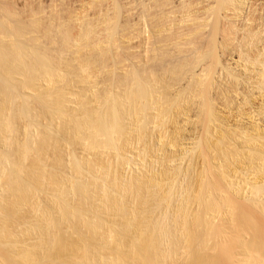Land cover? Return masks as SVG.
<instances>
[{"label": "rangeland", "instance_id": "374dc122", "mask_svg": "<svg viewBox=\"0 0 264 264\" xmlns=\"http://www.w3.org/2000/svg\"><path fill=\"white\" fill-rule=\"evenodd\" d=\"M117 1V2H116ZM0 0V22L2 23V21H3V23L2 24H0V31H2L1 29H3L4 27H5V29H3V31L2 32H0V34H2L3 33V35H0V45H2V46H0V47H5L4 48V50L1 48V50L2 51H6L7 53L9 52H11V51H8V49L10 48H12V49H14V45L16 46V47H18V48H20V49H18V51L17 52H19L20 50L22 51V55H24L25 56V59H24V57H23V59L25 60V61H27L28 59H29V61L28 62H26V63H20V62H18V60L16 61V59H15V61L14 62H12V59L10 58V56L12 55V54H16V53H13L12 52V54L10 53V56H8L7 58L8 59H5L4 61H6V60H8L7 62H5L4 63V61H2V63H1V61H0V85H1V87H3V84H1V82H3L4 84H5V87H7L8 88V90H9V92H10V95H11V93H12V89H14V95H13V93H12V96H14L13 97V99L15 100V101H12L13 99H11V101H9V106H11V108L8 106L7 107V113H8V115H11V117H12V122L14 123V125L15 126H13V129H12V131L10 130L9 132H8V134L9 135H7L9 138H11L10 139V141H8V139L6 140L5 139V141L6 142H4V143H6V144H2V142L0 141V144H1V146H0V154H2V152H3V156L4 157H6L7 156V154H8V156L10 157L11 156V161L13 160L12 158L14 157V158H16L17 157V159H18V156H16L15 155V153L18 151V149H16L17 147L15 146V144L16 143H21L24 139L23 138H25V139H27L26 137H28V140H29V138H30V142H33V143H31V148H32V151L30 152V155L26 158V159H24L23 161H24V163H23V161H22V165H26V164H28V166L27 167H29V166H31V168H30V170H29V168L28 169H25V168H27L26 166L25 167H21V168H23L22 169V171H20L21 173L22 172H24V170H28V173L32 170V165L34 164V162H35V164L34 165H36L37 163H39V164H41L42 162L44 163V166H42L43 167V170L41 171V172H44V170H45V173L46 174H44L45 175V180H43V184H42V186L44 185H46L47 183V187H49L50 185H51V181H48V179L50 178V177H48V176H46V175H49L50 174V176H52V173H53V176H56V180L57 179H59L60 180V178L59 177H61V178H64V179H61V180H65V178L66 179H69V177H70V179L72 178V179H74V178H77L76 180H79L80 181V179H78V177H74V175H77V174H74L75 173V170L73 169V166H72V169H73V171H74V173H73V171L71 170V166H69L71 163H73V161H72V157L74 156V154L75 155H77V156H74L73 157V159H76V161H77V159L79 160L80 159V164L81 163H84V164H81V166H83L82 167V169H84L83 171H87L88 170V166L90 165L91 167H95V168H97L96 167V164H97V166H100V164L102 163H106L107 164V162H108V166L110 165V176H112L115 172V175L116 176H118L119 174H126L124 177L126 178V180H129L130 181V179H133V177H132V175L134 176L135 175V173L136 174H148V172L150 171V173H154V175L156 176H158V177H156V178H158V180H159V182H161L162 180H163V182H161V183H164V184H166V185H164V184H160V187L159 188H157V189H159V190H156V192L158 193V192H164L165 191V194L167 193L168 195H169V193L171 194V195H173L174 197H172V199H177V197L179 198V199H177V200H172L171 198H170V196L171 195H169V200L171 201V202H168V200L166 201L165 200V198L167 199V197H165V198H163L164 196H167V194L165 195L164 193H159V195H158V200H157V193H155L156 194V196H155V198H153L152 196H150V197H152L153 198V200L155 201H152V200H149L150 199V197L149 198H146L148 201H152L151 203L150 202H146V203H144V204H146V205H148V206H146V208H148V210L149 211H145L146 210V208L144 209V204L142 205V207H143V209H144V213H143V209H141L142 207H139V205H138V201L134 204V200L133 199H131V196L128 194V196H125L124 198L125 199H123L122 200V203L124 202H126V201H128L129 199H131V202H130V200L128 201V202H126L125 204H126V206H127V204H129V202L130 203H133L132 205L130 204V206H132L131 208H130V206L128 205V207H129V209H133L134 210V207H135V205H136V207H135V213H137V215L135 214V213H133L134 211L132 210V213L133 214H135L136 216H135V218L137 219V217H138V211L141 209V211H140V213L142 212V214H139L140 216H139V218H141V219H139V220H141L140 222H141V224L143 225V224H145V222H143L142 223V220L144 219V218H146L147 217V213H148V215H153L152 217H154L155 219H156V221H157V217L160 219L161 217L162 218H166L167 216H170V218L169 217H167V218H169V219H166V222L167 223H165V225H169L168 227H169V230H170V232L171 233H169V235L171 236V238H170V236H168V238H170V240L167 238V239H165L166 241L167 240H169V241H167V245L169 246H167L166 245V242L164 243L163 241V243L162 244H165V245H163L164 247H165V249L166 248H169V250L168 249H166V250H164L165 252V254L166 255H169V254H171V253H169L170 252V250H172L173 248H174V246L176 245V241L178 240V242H180L181 243V245H180V243H178L177 242V249L175 248V250H174V253H172V255H171V257L170 258H167V263L166 264H168V262H170V264H188L186 261H188L187 260V257H186V253H188L187 251H186V249L188 248V247H186V245L187 246H189V248H190V250L189 249H187V250H189V252L191 251V250H193V249H196V247H197V251H198V254H203L202 256H204V259L206 260L207 259V261H206V263L207 264H212L213 263V261L212 260H210V259H213L212 257H215V258H218L219 260V262L221 263V264H245V263H247L246 261H244L247 257H248V254H245V249H244V244H245V248H246V250H248L249 252L250 251H252V249H253V251L251 252L252 254H253V252L255 253H258L259 255H260V258L261 259H264V251H262V250H264V246H262V245H264V244H262V243H264V242H262V240H264V237H262V235H264V214H262L261 213V209L260 208H262V209H264V200H262V204L260 203L259 205H256V206H259V207H256L255 205H253V203L250 201V198H251V191H253V190H251V188H250V190H249V185L252 183V182H254V181H256L257 182V185L259 184L260 185V183H262V185H264V144H262V143H264V141H262V140H264V135H262V134H264V114H262V113H264V109H259L258 110V107H259V105L258 104H261L262 103V101H264V96H260L261 94L260 93H258V92H253V93H251L250 91H247V89L246 88H242V86H240L239 87V84H236L235 83V85H238L237 86V90H236V93L235 94H233V93H231V92H229L228 94H226V95H224V97H222L223 95H219V96H217V94L216 93H213V92H217L215 89H213V90H215V91H213L212 90V87H211V89H210V92H212V93H210L209 92V94L210 95H214V96H216V97H210V95L209 96H207V97H209V99L208 100H212L211 102L213 103V105H212V103H208L209 104V106H207L208 104H207V102H209L207 99L205 100V98H203V93H204V91H203V79H202V77L198 74V72L200 71V69H201V66L203 65V60L202 59H198V58H202V56H200L199 54H201V44L203 43V41L202 40H204V38L206 37V35L204 34V36H203V34L201 35L200 34V32L199 31H197V32H195V33H193V35L192 34H184V36L180 33V32H186L188 29L187 28H189V27H191V28H193L195 25L192 23V26H190L188 23L186 24V23H182V24H179L178 25V21L176 20V19H178L179 18V15H178V13H179V11H180V9H175V8H173L172 6H174V5H176L177 4V2H179L178 3V6H174V7H178V8H180L179 7V5L180 6H182L183 4H185L184 6H182V7H185L186 6V4H187V7H188V5H190L191 6V4L189 3L190 1L192 2V5L195 3H197V0L195 1V0H150V2H151V5H149L150 3H148L149 2V0H143L144 1V4H140V3H143V1L142 0ZM124 1V2H123ZM128 1V2H127ZM132 1H133V3H132ZM154 1V2H153ZM156 1V2H155ZM168 1V2H167ZM180 1H181V3H180ZM182 1L184 2V3H182ZM187 3H186V2ZM50 2V3H49ZM59 2V3H58ZM78 2V3H77ZM100 2V3H99ZM126 2V3H125ZM135 2V3H134ZM136 2H137V4H136ZM146 2L148 3V4H146ZM159 4H158V3ZM174 2V3H173ZM262 2V1H261ZM74 3H75V5H74ZM84 3V4H83ZM92 3V4H91ZM157 3V4H156ZM162 3H163V5H162ZM165 3V4H164ZM46 5V7H44L45 5ZM78 4V5H77ZM90 4V5H89ZM98 4V5H97ZM104 4V5H103ZM128 4V5H127ZM133 4V5H132ZM135 4V5H134ZM140 4V5H139ZM145 4H146V6H145ZM160 4H161V6H160ZM167 4H169L168 5V7L167 6H165V5H167ZM174 4V5H173ZM182 4V5H181ZM194 4V5H195ZM84 5V6H83ZM111 5V6H110ZM118 5V6H117ZM137 5V6H136ZM156 5V6H155ZM171 5V6H170ZM80 8L79 10H81L80 12L82 13V16H81V13L79 12V10H78V7ZM96 6V7H95ZM101 6H103V7H101ZM110 6V7H109ZM120 6V7H119ZM130 6H131V8H130ZM134 6V7H133ZM135 6H136V8H135ZM142 6V7H141ZM144 6V7H143ZM148 6V7H147ZM149 6H151V7H149ZM152 6H154V7H152ZM159 6V7H158ZM164 6V7H163ZM260 6H264V3H262V5H260ZM90 7V8H89ZM106 7V8H105ZM109 7V8H108ZM158 7V8H157ZM163 7V8H162ZM166 7V8H165ZM170 7L172 8V9H175V11H174V13H173V10L171 11V9H170ZM187 7H185V8H187ZM192 7V6H191ZM46 10H45V9ZM82 8V9H81ZM96 8V9H95ZM104 8V9H103ZM114 8H115V10H114ZM142 8H144L143 10H142ZM146 8H154L153 10H151L150 9V11H151V14H150V11H146ZM169 9V12L167 11L168 9ZM5 9V10H4ZM44 9L45 11H42V10ZM109 9V10H108ZM131 9V10H130ZM134 9H136V10H134ZM157 9H162V10H157ZM182 9V8H181ZM53 10L55 11V12H53ZM67 10V11H66ZM111 10V11H110ZM121 10V11H120ZM127 10H130V11H128V12H130V13H127ZM139 10V11H138ZM183 10H185L184 8H183ZM6 11H9V12H6ZM42 11V12H41ZM101 11V12H100ZM108 11V12H107ZM114 11V12H113ZM116 11V12H115ZM131 11H132V13H131ZM137 12V15H136V13L135 12ZM140 11L142 12V11H144V13H141V15H139L140 14ZM145 11H146V13H147V15H146V13H145ZM155 11H156V14H154L155 13ZM167 12V14L169 13V16L167 15V14H163L164 12ZM170 11L172 12L171 14H170ZM7 14H6V13ZM43 12L45 13V16H44V14H43ZM75 12H77V13H80V14H77V13H75ZM87 12H88V14H87ZM97 12V13H96ZM112 12V13H111ZM153 12V13H152ZM159 12H162V13H159ZM178 12V13H177ZM10 13V14H9ZM41 13V14H40ZM53 13H54V15H53ZM99 13H101V15H99ZM9 14V15H8ZM48 16H47V15ZM84 14V15H83ZM108 16H107V15ZM126 14V15H125ZM129 14V15H128ZM143 14H144V16H147L148 17V20H147V17H146V19H145V17L143 16ZM160 16H159V15ZM41 15V16H40ZM74 15H77V16H75L74 17ZM86 15H88V16H86ZM98 15L99 16H101V18L100 17H98ZM105 15V16H104ZM110 15V16H109ZM121 15V16H120ZM135 15V16H134ZM150 15H152V16H150L152 19H150V17L149 16ZM154 15H156L157 17H158V19L160 20V22H159V20H158V22L159 23H162L161 25L156 21L157 20V17L156 16H154ZM163 15H165V16H163ZM174 15V16H173ZM175 15H176V18H173V17H175ZM178 15V16H177ZM52 18H51V17ZM56 16V17H55ZM63 16V17H62ZM80 16V17H79ZM83 16H86V17H84L83 18ZM104 16V21L107 23V25L105 26L103 23H105V22H103V19H102V17ZM139 16V17H138ZM140 16L142 17V19H140ZM161 16H162V18H161ZM172 16V17H171ZM41 17V18H40ZM42 17H44V18H42ZM48 17V18H47ZM72 17H74V18H76V19H74V18H72ZM93 17V18H92ZM109 17V18H108ZM111 17V18H110ZM113 17H115V18H113ZM156 17V18H155ZM165 17V18H164ZM167 17V18H166ZM169 17V18H168ZM178 17V18H177ZM49 18H51V19H49ZM77 18H79L78 20L79 21H75V20H77ZM85 19V20H80V19ZM98 18V19H97ZM99 18H100V20H99ZM122 18V19H121ZM136 18H137V20H136ZM139 18V19H138ZM161 18V19H160ZM16 19H17V22H19L18 24H21V25H18V24H15V21H16ZM48 21H47V20ZM62 19H64V20H62ZM71 19V20H70ZM99 20L98 21V23L99 22H103L102 24L103 25H101L100 23V25L98 26V25H96L95 24V21H97V20ZM102 19V20H101ZM118 19V20H117ZM124 19H126V20H124ZM133 19V20H132ZM149 19H150V21H149ZM154 19V20H153ZM156 19V20H155ZM167 19V20H166ZM169 19H171V20H169ZM173 19V20H172ZM51 20V21H50ZM55 20V21H54ZM71 22H70V21ZM74 20V21H73ZM92 20V21H91ZM112 20H113V22H112ZM119 20H121V21H119ZM144 20V21H143ZM147 20V21H146ZM152 20H153V22H152ZM174 20L175 21H177V22H174ZM44 21H47V22H44ZM80 21H82V22H80ZM85 21H88V22H85ZM111 21V22H110ZM130 21V22H129ZM132 21V22H131ZM135 21H137V22H135ZM142 21V22H141ZM155 21V22H154ZM163 21V22H162ZM36 22V23H35ZM43 22V23H42ZM51 22H52V24H51ZM60 23V24H55V23ZM118 22V23H117ZM139 22V23H138ZM148 22H149V24H148ZM168 22L171 24H168ZM172 22V23H171ZM173 22H174V24H173ZM67 24V27L70 29L68 32H67V30H68V28L67 29H64V27L66 26V24ZM69 23H71V24H69ZM76 23V24H75ZM87 24L91 29H90V31L95 27V29L97 30H95V29H93L92 31H93V33H89L88 32V29H89V27H88V29H87V27L85 26V24ZM91 23H93V25L91 24ZM145 23H147V25L148 26H146V24ZM153 23H155V24H153ZM177 23V24H176ZM3 24H4V26H3ZM7 24V25H6ZM15 24V25H14ZM43 24V25H42ZM47 26H51V27H53L54 28V26H56V29H58L57 28V26L58 27H60V30L62 29V31H64L65 30V32L67 33V34H48L49 36H50V39H49V36L47 35V34H43V32H44V28H45V26L46 25ZM48 24H50V25H48ZM75 24V25H74ZM80 24H84V25H80ZM124 24V25H123ZM133 24V26L131 27V25ZM135 24H138V25H135ZM167 24H168V26H167ZM172 24H173V27H172ZM176 24V25H175ZM2 25V26H1ZM16 25H18V28H17V26ZM40 25H41V27H40ZM54 25V26H53ZM62 25V26H61ZM64 25V26H63ZM121 25V26H120ZM142 25V26H141ZM154 25V27H158L157 29H158V31H157V29L155 28V31H154V29H152V28H154V27H152ZM165 25V26H164ZM183 25H188V26H184L183 27ZM194 25V26H193ZM8 26H9V28H8ZM33 26V27H32ZM84 26L86 27V28H84ZM98 26V27H97ZM102 26H104V27H102ZM137 26V27H136ZM144 26V27H143ZM163 27L162 29H160V27ZM171 26V27H170ZM176 28H175V27ZM180 27V29H179V27ZM13 27V28H12ZM21 29H20V28ZM25 29H24V28ZM38 27V29H36ZM44 27V28H43ZM76 27V28H75ZM82 27L84 28V29H87L86 31L88 32H84V33H82L83 31H79L80 29H82ZM101 27V28H100ZM106 27H108V28H110V29H108V28H106ZM135 29H134V28ZM148 27V28H147ZM150 27V28H149ZM164 27H166V28H164ZM170 29H168V28ZM11 28V29H10ZM17 28V29H16ZM22 28H23V30H22ZM43 28V29H42ZM66 28V27H65ZM75 28V29H74ZM107 29L106 31L104 30V29ZM123 28V29H122ZM140 28V29H139ZM146 28H147V30L149 31H147L146 30ZM171 28H173V29H171ZM178 28V29H177ZM11 31H10V30ZM20 29V30H19ZM27 29V31H25ZM29 29L31 30V29H33L34 31H31L30 33H29ZM77 29H79V30H77ZM83 29V30H84ZM100 29V30H99ZM137 29V30H136ZM144 29V30H143ZM167 30V31H165V30ZM174 29H176V30H174ZM183 29L185 30V31H183ZM187 29V30H186ZM16 32H15V31ZM73 30H75L74 32H73ZM116 30V31H115ZM128 30V31H127ZM143 30V31H142ZM160 30V31H159ZM171 30H173V32L171 31ZM182 30V31H181ZM6 31H7V33H6ZM9 31V32H8ZM18 31V32H17ZM22 31H25V32H27V33H24V35H23V32ZM40 31H41V33H40ZM91 31V32H92ZM94 31H96L97 33H98V31H103L102 33H99V35L98 34H96ZM105 31V32H104ZM133 31V32H132ZM140 31V32H139ZM10 32H12L11 34H10ZM35 32V33H34ZM76 32V33H75ZM77 32L79 33V32H81L82 34H85L86 33V35L87 34H90V35H87L88 36V38H89V41H88V38H87V36L85 35V37L87 38H84L83 36H82V40H84V39H86V40H84L82 43H80V42H77V45H75V46H72V45H69L68 43H67V41H63L65 38V35H70V36H74L75 37V35L77 36L78 35V38L80 37L79 35H80V33L79 34H77ZM107 32V33H106ZM120 32V33H119ZM124 32V33H123ZM139 32V33H138ZM152 32H153V34H152ZM160 32H162V33H160ZM178 32H179V36L177 35L178 34ZM70 33H72V34H70ZM75 33V34H74ZM150 33V34H149ZM156 33V34H155ZM158 33V34H157ZM5 34H6V37H4L5 36ZM10 34V35H9ZM13 34V35H12ZM26 34V35H25ZM42 34V35H41ZM93 34V35H92ZM97 36H96V35ZM143 34V35H142ZM8 35H9V37H11V36H13V37H11L10 38V40H9V37H8ZM17 35V37H15ZM30 35V36H29ZM55 37H54V36ZM59 35H61V36H59ZM146 35V36H145ZM148 35V36H147ZM185 35H186V37H185ZM188 35V36H187ZM191 35V36H190ZM23 38H22V37ZM43 36H46V37H43ZM62 36H63V38H62ZM94 36H96V37H94ZM169 36V37H168ZM178 36V37H177ZM183 36V37H182ZM198 36H199V38H198ZM200 36L203 38H200ZM2 37V38H1ZM62 39H61V38ZM97 37H98V41L96 42V40L95 39H97ZM99 37H100V39H101V41H99L100 39H99ZM105 37V38H104ZM138 37V38H137ZM155 37V38H154ZM182 39H180V38ZM187 37H190V38H187ZM21 38V39H20ZM52 38H54V39H57V40H55L54 41V39H53V41L51 40ZM75 38H77V37H75ZM77 38V39H78ZM92 38V39H91ZM104 38V39H103ZM112 38V39H111ZM150 38V39H149ZM157 38H159V39H157ZM210 38V37H209ZM27 39H29V40H27ZM44 39V40H43ZM47 39H49V41H47ZM138 39V40H137ZM180 39V40H179ZM194 41H193V40ZM200 39V40H199ZM13 40V41H12ZM27 40V41H26ZM51 40V41H50ZM66 40V39H65ZM98 44V47H94L91 43H94V41ZM116 40V41H115ZM184 40V41H183ZM190 40H192V41H190ZM198 40V41H197ZM211 39H209V41H210ZM6 41V42H5ZM56 41H57V43H59V44H57L56 43ZM65 42L64 44H66L67 43V45H62V44H60V43H63V42ZM87 41V42H86ZM104 41V42H103ZM106 41V42H105ZM119 41V42H118ZM189 41V42H188ZM3 42V43H2ZM9 42V43H8ZM22 42H24V43H22ZM27 42H28V44H27ZM38 42V43H37ZM48 42V43H47ZM50 42V43H49ZM53 42V43H52ZM99 42H102L101 44L99 43ZM145 42V43H144ZM165 42V43H164ZM184 42H188V43H184ZM199 42H202L201 44L199 43ZM7 43V44H6ZM10 43H11V45H13V46H11L10 45ZM14 43V44H13ZM17 43H19V45L17 46ZM30 43H32V44H30ZM126 43V44H125ZM147 43V44H146ZM196 43V44H195ZM23 44V45H22ZM27 44V45H26ZM36 44V45H35ZM43 44H45V46L43 45ZM57 44V45H56ZM83 44H84V47H82L83 46ZM87 44H91L92 45V47H90V48H92V50L88 47L89 45H86ZM95 44V43H94ZM97 44H96V46H97ZM99 44H100V46H99ZM138 44V45H137ZM141 44V45H140ZM158 44V45H157ZM165 44H167V45H165ZM192 44V45H191ZM194 44V45H193ZM8 45V48L6 47ZM22 45V46H21ZM38 45H39V47H38ZM52 47H51V46ZM56 45V46H55ZM62 45V46H61ZM80 45V46H79ZM90 45V46H91ZM135 45V46H134ZM144 45H146V46H144ZM154 45V46H153ZM190 45V46H189ZM196 45V46H195ZM201 45V46H200ZM10 46V47H9ZM27 46V47H26ZM33 46H35V47H33ZM64 46V47H63ZM86 46V47H85ZM102 46V47H101ZM106 46V47H105ZM123 46V47H122ZM186 46V47H185ZM195 48H194V47ZM198 46V47H197ZM23 47H25V48H23ZM70 47H72V48H70ZM134 47V48H133ZM135 47H137V48H135ZM140 47V48H139ZM156 47V48H155ZM191 47H192V49H191ZM29 48V49H28ZM46 48V49H45ZM62 48V49H61ZM66 48V49H65ZM70 48V49H69ZM82 48V49H81ZM96 49V52H95V49ZM111 48V49H110ZM114 48V49H113ZM197 48V49H196ZM210 48H211V46H210ZM6 49V50H5ZM9 49V50H10ZM11 49V50H12ZM38 49V50H37ZM44 49V50H43ZM50 49V50H49ZM86 51H85V50ZM36 50V51H35ZM48 50H49V53H48ZM54 50H56V51H54ZM76 50V51H75ZM195 50V51H194ZM198 50V51H197ZM14 51V50H13ZM24 51H25V53H24ZM30 51V52H29ZM45 53H44V52ZM71 51V52H70ZM105 51V52H104ZM29 52V53H28ZM37 52H40V53H43V56H47V60L48 61H45V59H43L42 61H40V62H38L37 64L38 65H35L36 63L33 61L35 58H36V54H37V57H38V54H40V53H37ZM55 52H56V54H55ZM62 52V53H61ZM65 52V53H64ZM103 52V53H102ZM106 52H108V53H106ZM111 52V53H110ZM145 52V53H144ZM8 53V54H9ZM31 53H36V54H31ZM70 53V55H68ZM94 53H95V55H94ZM141 53V54H140ZM192 53V54H191ZM7 54V55H8ZM25 54H27V55H25ZM30 54V56H28ZM45 54V55H44ZM49 54V55H48ZM61 56H60V55ZM100 54H101V56H100ZM147 54V55H146ZM198 54V55H197ZM6 55V56H7ZM133 55V56H132ZM53 56V57H52ZM107 56V57H106ZM188 56H189V58H188ZM197 56V57H196ZM27 57H28V59H27ZM31 59H33V60H31ZM35 57V58H34ZM52 57V59H49V58H51ZM82 57L84 58V59H82ZM89 59H87V58ZM93 57V58H92ZM105 57V58H104ZM129 57V58H128ZM145 57H146V60H145ZM17 58H21V57H17ZM40 58V57H39ZM68 58V59H67ZM76 58L77 59H79V60H76ZM125 58V59H124ZM148 58V59H147ZM9 59H11L10 61H11V63L12 64H10V61H9ZM58 60V61H55V60ZM63 59H65V60H63ZM108 59V60H107ZM60 60V61H59ZM81 60V61H80ZM99 60V61H98ZM100 60H101V62H100ZM128 60V61H127ZM150 60V61H149ZM201 60H202V62H201ZM34 62V64H33V62ZM49 62L50 64H47V63H45V62ZM51 61H53V62H51ZM67 61V62H66ZM80 61V62H79ZM83 61V62H82ZM85 61V62H84ZM145 61H147V62H145ZM190 61V62H189ZM16 62V63H15ZM30 62H32L31 64H30ZM7 63H9V64H7ZM19 64V66H18V64ZM28 63L30 64V65H32L33 64V67L32 66H30V65H28ZM43 63V64H42ZM53 63V64H52ZM80 65H79V64ZM83 63V64H82ZM86 63V64H85ZM202 63V64H201ZM3 64V65H2ZM201 64V65H200ZM4 65H5V68H3L4 67ZM21 65H23V66H21ZM26 65H28V66H26ZM214 65V64H213ZM213 65H211L212 67L211 68H213ZM21 66V67H20ZM26 66V67H25ZM36 66H37V68H36ZM47 66V67H46ZM6 67H7V69H6ZM16 67V68H15ZM25 67V68H24ZM27 67H28V69L30 70H33V68H34V72H32L31 74H32V78H30V79H32V80H30L31 81V83L30 82H27V81H29V79L28 80H26L27 78H29L30 77V73L28 72V69H27ZM29 67H32V68H29ZM197 67V68H196ZM203 67V66H202ZM8 68H9V70H8ZM40 68V69H39ZM44 68V69H43ZM200 68V69H199ZM2 69H3V71H2ZM136 69V70H135ZM26 70H27V72H26ZM138 70V71H137ZM196 70V71H195ZM39 71V72H38ZM47 71H49V72H47ZM53 71V72H52ZM7 72V73H6ZM25 72V73H24ZM48 74H47V73ZM51 72H52V74H51ZM2 73V74H1ZM8 75V76H10V78L11 79H9L8 78V76L6 75V74ZM10 75H9V74ZM17 73H19V74H17ZM46 73V74H45ZM137 74V75H139V76H137V75H134V74ZM199 73H201V72H199ZM22 74V75H21ZM23 74H25V75H23ZM40 76H39V75ZM43 74V75H42ZM129 74V75H128ZM195 74H197V75H195ZM21 75V76H20ZM26 75H28L27 76V78H26ZM49 75V76H48ZM52 75V76H51ZM194 75V76H193ZM1 76H3V77H5L6 76V78H7V80H6V78H3V77H1ZM35 76H37V77H35ZM13 77V78H12ZM22 77H24V78H22ZM51 77H52V79H51ZM132 77V78H131ZM134 77V78H133ZM139 77V78H138ZM3 78V79H2ZM34 78V79H33ZM39 78V79H38ZM55 78V79H54ZM128 78V79H127ZM222 78V77H221ZM226 78L227 79H229V80H231L232 79V77H227L226 76ZM2 79V80H1ZM5 79V80H4ZM12 79H13V83H15V84H13L12 83ZM51 79V80H50ZM138 81H137V80ZM202 79V80H201ZM10 80H11V82H10ZM14 80H18L19 82H16V81H14ZM21 80V81H20ZM24 80V81H23ZM34 80V81H33ZM36 80V81H35ZM48 80H50V81H52V82H50L49 81V83H48ZM136 80V81H135ZM26 81V82H25ZM47 81V82H46ZM55 81V82H54ZM198 81V82H197ZM231 81H233V80H231ZM10 84H9V83ZM21 82H23V84L25 83V84H28V85H25L24 84V86H23V84L21 83ZM34 82V83H33ZM40 82V83H39ZM19 83V84H18ZM47 83H48V85H47ZM54 83V84H53ZM11 84H12V86H14V85H16V86H14V88H12V86H11ZM32 84H34V85H32ZM37 84V85H36ZM52 86H51V85ZM138 84H140V85H142V87H140ZM8 85V86H7ZM19 87H18V86ZM30 85V86H29ZM39 85V86H38ZM40 85L42 86V87H40ZM49 86V87H47V86ZM27 86V87H26ZM30 88H29V87ZM35 87V89L36 90H33L34 89V87ZM37 86V87H36ZM138 86H139V88H141L140 90H144L143 92H144V94L143 95H145L144 97L142 96V95H139V93L137 92V89H138ZM143 86H144V88H143ZM26 87V88H25ZM32 87H33V89H32ZM200 87V88H199ZM4 88V87H3ZM12 88V89H11ZM21 88V89H20ZM6 89V88H5ZM12 91H11V90ZM29 89H32V91L31 90H29ZM38 89V90H37ZM20 90V91H19ZM26 90V91H25ZM139 89H138V91H140ZM199 90V91H198ZM24 91V92H23ZM29 91V92H28ZM36 91H38V92H36ZM133 91H135V92H133ZM141 91V92H142ZM248 93H247V92ZM131 92H133V94L131 93ZM136 92L138 93V94H136ZM147 94H146V93ZM244 92H246L245 94H244ZM251 93V95H249L250 93ZM43 93V94H42ZM135 93V94H134ZM256 93H257V95H256ZM129 94V95H128ZM130 94H132L133 95V97H132V95H131V97H127V96H130ZM254 94V97L252 96ZM259 94V95H258ZM17 95V96H16ZM43 95V96H42ZM134 95H135V98H134ZM139 96L138 98H136V96ZM262 95H264V94H262ZM48 98H47V97ZM206 96H204V97H206ZM249 96H250V98H249ZM252 96V97H251ZM18 97V98H17ZM25 97H27V98H25ZM140 97H143V98H140ZM217 97H218V99H217ZM219 97H221V98H219ZM231 99H230V98ZM235 97V98H234ZM241 97V98H240ZM247 97V98H246ZM260 97H262V99L260 98ZM12 98V97H11ZM20 98V99H19ZM23 98H24V101H27V103L26 102H23ZM66 98H67V101L69 100V103H68V106L66 107V105H67V101L66 102H63L62 101V99L64 100H66ZM131 98H132V100H131ZM211 98V99H210ZM260 98V99H259ZM117 102L118 101V103L117 104H119V102H121L119 105H116V103L115 102H113L114 100ZM124 99H125V101H127V103L124 101ZM136 99V100H135ZM145 99V100H144ZM203 99H204V101H203ZM129 100H130V102H129ZM218 100V101H217ZM226 100V101H225ZM254 100V101H253ZM262 100V101H261ZM20 101V102H19ZM42 101V102H41ZM46 101H48V102H46ZM49 101H51L52 103H50ZM62 101V103H60ZM109 101H112V102H109ZM124 101V102H123ZM133 101H135V104H134V102ZM205 101H207V102H205ZM220 101V102H219ZM227 101L228 102H231V103H229L230 105H228V103H227ZM234 101V102H233ZM240 101V102H239ZM241 101H244V102H241ZM248 101V102H247ZM11 102V103H10ZM45 102V103H44ZM55 102H56V104H57V106H56V108H53V107H55L54 106V104H55ZM58 102V103H57ZM108 102V103H107ZM222 102H224V103H222ZM261 102V103H260ZM6 103V102H5ZM38 104V105H36V104ZM110 103V104H109ZM147 103V104H146ZM207 105H206V104ZM221 103L222 104H224V105H221ZM225 103H226V105H228V108L225 106ZM234 103V104H233ZM239 103V104H238ZM241 103V104H240ZM251 103V104H250ZM3 104V103H2ZM7 104V103H6ZM5 104V105H6ZM24 104H26V106L24 105ZM27 104H28V106H27ZM43 104V106H41ZM46 104V105H45ZM49 104H51V106L49 105ZM58 104H60L59 106H58ZM111 104H115L116 105V109H118L119 111H117V113L119 114V116H118V118L120 117V119H119V121H118V123L120 122V120H121V128H122V130H124L125 129V131H122L121 130V133L123 134H121L123 137H124V139H121V138H123V137H120V136H115V134L114 135H112V136H114V137H110V138H113L115 141H114V144H120L118 147L116 146V149H117V151H118V149L119 148H121L120 149V151H119V153H120V155L118 154V153H114L115 151H116V149L115 150H112V149H114V148H112L113 146H110L111 147V150L108 148L109 147V145H108V147H107V145H106V148H108L107 150H106V148L104 147L105 146V144L104 145H102L101 144V146L99 147V149H94V150H96V151H94V153H93V151H92V149L90 148V149H87L88 147H87V145L89 144L88 142H89V137H90V134H89V132H91V131H89V130H92L93 129V127H91V129H89L90 127L88 126L89 124H87V122L88 121H86L85 122V119H87L88 120V118H89V123H91V124H93V122H95L96 121V119H97V117L99 116V115H101L102 113H104V114H102V115H106V108L108 109L109 108V105H111ZM124 104V105H123ZM132 104H134V105H132ZM249 106H248V105ZM15 105V106H14ZM21 105H22V107L25 109V111H27L26 113L28 114V116L25 114V116L23 115L22 116V114H18L19 113V110H22V107H21ZM61 105H63V106H61ZM84 105V106H83ZM138 105V106H137ZM143 105H144V108H141V107H143ZM205 105V106H204ZM254 105V106H253ZM36 106V107H35ZM49 106V107H48ZM120 106V107H119ZM128 106L130 107V108H128ZM133 106H134V108H133ZM141 106V107H140ZM224 106H225V108H224ZM234 106V107H233ZM237 106V107H236ZM244 108H243V107ZM258 106V107H257ZM39 107V108H38ZM60 107L61 108H64V109H60ZM90 107V108H89ZM119 107V108H118ZM123 107H125V108H123ZM131 107H132V109H131ZM136 107V108H135ZM137 107L139 108V109H137ZM202 107V108H201ZM206 107H209V109L210 110H208V108L206 109ZM212 109H211V108ZM220 107V108H219ZM231 107V108H230ZM233 107V108H232ZM240 107H242V108H240ZM30 110H29V109ZM35 108V109H34ZM59 108V109H58ZM82 108V109H81ZM84 108V109H83ZM95 108V109H94ZM120 108H122V110L120 109ZM142 110H141V109ZM205 108V109H204ZM216 108V109H215ZM235 108V109H234ZM239 108V109H238ZM251 108V109H250ZM253 108V109H252ZM9 109V110H8ZM34 109V110H33ZM46 109V110H45ZM51 109V110H50ZM56 109V110H55ZM89 109V110H88ZM100 109V110H99ZM124 109V110H123ZM134 109V110H133ZM202 109V110H201ZM242 109V110H241ZM257 109V110H256ZM11 110V111H10ZM36 110H38V111H36ZM53 110H55V111H53ZM59 110V111H58ZM81 110V111H80ZM84 110V111H83ZM102 110H104V111H102ZM127 110V111H126ZM130 110V111H129ZM133 110V111H132ZM137 110H139V111H137ZM227 110V111H226ZM252 110V111H251ZM40 111H42V112H40ZM46 111H48V112H46ZM91 111V112H90ZM100 111H102L101 113H100ZM121 111V112H120ZM128 111H129V113H128ZM238 111V112H237ZM255 111V112H254ZM13 112V113H12ZM31 112V113H30ZM43 112H46V114L44 113L43 114ZM89 112V113H88ZM92 112H93V115H92ZM122 112H124V113H122ZM126 112V113H125ZM207 112V113H206ZM218 112V113H217ZM11 113V114H10ZM40 113V114H39ZM99 113V114H98ZM109 113V112H108ZM120 113H122V114H120ZM228 113V114H227ZM256 113V114H255ZM43 114V115H42ZM80 114H81V116H80ZM83 114V115H82ZM89 116V117H87V115ZM130 114V115H129ZM133 114H135L134 116H133ZM91 115V116H90ZM121 115V116H120ZM127 115V116H126ZM133 117H135V118H133ZM209 115V116H208ZM16 116V117H15ZM83 116V117H82ZM95 116V117H94ZM123 116H125V117H127V118H125V117H123ZM15 117V118H14ZM18 117V118H17ZM25 117V118H24ZM87 117V118H86ZM131 117V118H130ZM209 117V118H208ZM32 119V121L31 120H29V119ZM76 118V119H75ZM92 118V119H91ZM122 118V119H121ZM129 118V119H128ZM208 118V119H207ZM212 118H214V119H212ZM253 118V119H252ZM77 119L81 122V124H79L80 122L79 121H77ZM81 119V120H80ZM94 119V120H93ZM106 119H109V117H108V115H107V117H106ZM91 120V121H90ZM132 120V121H131ZM214 120V121H213ZM93 121V122H92ZM122 121H124L123 123H122ZM126 121V122H125ZM221 121V122H220ZM229 121V122H228ZM77 124H75V123ZM79 122V123H78ZM82 122H84L83 124L84 125H82ZM12 123V124H13ZM31 123H33L32 125H31ZM74 123V124H73ZM85 123L87 124L86 126H85ZM96 123V122H95ZM126 123V124H125ZM128 123V124H127ZM125 126H124V125ZM153 124V125H152ZM207 124H208V126H207ZM211 124V125H210ZM29 125H31V126H29ZM74 125H75V127H74ZM78 125H80V127H81V125H82V132H84L85 131V127H86V129H88V133L87 132H85V133H87L88 135H89V137L88 138H85V137H87V134H84V135H82V134H80V130H79V128H77V127H79ZM96 125V124H95ZM127 125V126H126ZM224 125V126H223ZM77 126V127H76ZM87 126H88V128H87ZM122 126H124V127H126V128H124L123 129V127ZM129 126V127H128ZM238 126V127H237ZM15 127V128H14ZM26 127V128H25ZM29 127V128H28ZM83 127H84V129H83ZM137 127V128H136ZM150 127V128H149ZM11 128H12V125H11ZM18 128V129H17ZM28 128V129H27ZM44 128V129H43ZM46 128V129H45ZM129 128V129H128ZM133 128V129H132ZM228 128V129H227ZM134 129H135V131H134ZM222 129V130H221ZM242 129V130H241ZM14 130V131H13ZM24 130V131H23ZM44 130V131H43ZM47 130V131H46ZM74 130H79L78 131V134H75V131ZM93 130H95V128L93 129ZM92 130V131H93ZM128 130H130V131H128ZM133 130V131H132ZM136 130H137V132H136ZM140 130V131H139ZM42 131L43 132H47L46 134L45 133H43V135L45 134V135H48L49 137H46L47 139H45V138H43V140H47V141H49L48 142V144H47V141L45 142V141H43V140H41V138L42 137H45V135L44 136H42ZM76 131V132H77ZM126 131H128L127 132V134H125L124 132H126ZM214 131V132H213ZM221 131V132H220ZM239 131V132H238ZM24 132V133H23ZM29 132V134H31V135H29V134H27ZM31 132V133H30ZM34 134H33V133ZM94 132V131H93ZM140 132V133H139ZM116 133V135H118V134H120V133H117V132H115ZM130 133V134H129ZM225 133V134H224ZM239 133V134H238ZM241 133V134H240ZM80 134V135H79ZM125 134V135H124ZM134 134V135H133ZM145 134V135H144ZM222 134V135H221ZM261 134V135H260ZM41 135V136H40ZM78 135V136H77ZM86 135V136H85ZM130 135V136H129ZM133 135V136H132ZM136 135V136H135ZM143 135H144V137H143ZM246 135H247V137H246ZM24 136V137H23ZM52 138H51V137ZM82 136H84V137H82ZM95 136H98V135H95ZM100 136V135H99ZM98 136V137H99ZM239 136V137H238ZM245 136V137H244ZM252 136V137H251ZM257 136V137H256ZM54 137V138H53ZM76 137V138H75ZM80 137L81 139L83 138V140H88V142H84V141H81V139H79L78 140V138ZM102 137L103 136H101L100 137V139H97L98 141H100L101 139H102ZM116 137V138H115ZM118 137H120V139L118 138ZM138 137H139V139H138ZM232 137V138H231ZM17 138V139H16ZM21 138V139H20ZM49 138V139H48ZM50 138H51V140H50ZM91 138V137H90ZM104 138V140L106 139L105 138V136L103 137ZM117 138H118V140H117ZM136 138V139H135ZM141 138V139H140ZM144 138V139H143ZM238 138V139H237ZM23 139V140H22ZM33 139V140H32ZM38 140V141H36V140ZM56 139H58V141L56 140ZM130 139V140H129ZM135 139V140H134ZM148 139H150V140H148ZM234 139V140H233ZM14 140V142H12V141ZM35 140V141H34ZM42 141L41 143H46V144H40V141ZM104 140H101V142H103ZM129 140V141H128ZM139 140V141H138ZM145 140V141H144ZM232 140V141H231ZM252 140V141H251ZM17 141V142H16ZM51 141H53V142H51ZM56 141V142H55ZM79 141H81V142H79ZM113 141V140H112ZM111 141V142H112ZM118 141V142H117ZM128 143H127V142ZM254 141V142H253ZM257 141H259V142H257ZM38 142V143H37ZM79 144H78V143ZM9 145H8V144ZM12 143V144H11ZM37 143V144H36ZM51 145H50V144ZM57 143V144H56ZM85 143H86V145H85ZM113 143V142H112ZM124 143H127V145L126 144H124ZM229 143V144H228ZM10 144H11V146H10ZM39 144H40V146H39ZM52 144H54L53 146H52ZM81 144H82V146H81ZM129 144V145H128ZM152 144V145H151ZM14 145V146H13ZM17 146H18V144H16ZM36 145V146H35ZM37 145L39 146V148L37 147ZM44 145H45V147H46V145L48 146V147H44ZM125 146V147H123V146ZM253 145V146H252ZM33 146V147H32ZM41 146H43V148L41 147ZM127 146H129V147H127ZM132 146V147H131ZM144 146V147H143ZM153 146V147H152ZM10 147V148H9ZM13 147V148H12ZM35 147V148H34ZM54 147H55V149H54ZM58 147V148H57ZM85 147H87V148H85ZM98 147V146H97ZM123 147V148H122ZM135 147V148H134ZM147 147V148H146ZM148 147H149V149H148ZM222 147V148H221ZM251 147V148H250ZM2 148V149H1ZM14 149V151L12 152V149ZM33 148H34V150H33ZM42 148V149H41ZM82 148H84V149H82ZM101 148H103V149H101ZM105 148V149H104ZM39 150V149H41V150H44V152H42L41 150L40 151H36V150ZM47 149V150H46ZM185 149V150H184ZM17 150V151H16ZM89 150V151H88ZM121 150H123V151H125L124 152V154H127V151H128V153L129 154H127V155H123V156H126L125 158L126 159H122V160H119V159H121L122 158V153H123V151L121 152ZM145 150V151H144ZM57 151V152H56ZM59 151V152H58ZM110 151V152H109ZM116 151V152H117ZM131 151V152H130ZM144 151V152H143ZM147 151V152H146ZM254 151V152H253ZM6 152V153H5ZM15 152V153H14ZM19 152V151H18ZM34 152H40V155H41V153L43 154V155H41V157H40V155L39 156H37L38 154H35ZM56 152V153H55ZM92 152V153H91ZM99 154H98V153ZM142 154H141V153ZM256 152V153H255ZM12 153L14 154V155H12ZM33 153V154H32ZM58 153H60L59 155H58ZM73 153V154H72ZM101 153V154H100ZM132 153V154H131ZM145 153V154H144ZM148 153V154H147ZM259 153H261V154H259ZM6 156H5V155ZM11 154V155H10ZM19 154V153H18ZM31 154H32V156H31ZM95 156H94V155ZM97 154V155H96ZM117 154V155H116ZM134 154V155H133ZM234 154V155H233ZM248 154V155H247ZM1 155V156H2ZM34 155V156H33ZM60 155H62V156H60ZM72 155V156H71ZM118 155H119V157H118ZM136 155H138V156H136ZM154 155V156H153ZM243 155V156H242ZM253 155V156H252ZM2 156V157H3ZM16 156V157H15ZM36 156V157H35ZM44 156V157H43ZM60 156V157H59ZM103 156V157H102ZM116 158H115V157ZM120 156H121V158H120ZM130 156H132V157H130ZM136 158H135V157ZM143 156V157H142ZM152 156V157H151ZM251 156V157H250ZM257 156V157H256ZM29 157H31V159L29 158ZM33 157V158H32ZM62 157V158H61ZM67 158V159H65V158ZM71 157V158H70ZM105 157V158H104ZM114 157V158H113ZM8 158V157H7ZM35 158H39L40 160H42L41 162L39 161V159H35ZM44 158V159H43ZM56 158H57V160H56ZM85 158V159H84ZM95 158V159H94ZM111 158V159H110ZM124 158V157H123ZM128 158V159H127ZM135 158V159H134ZM143 158H144V160H143ZM170 158V159H169ZM239 158V159H238ZM245 158V159H244ZM9 159V158H8ZM7 159V160H8ZM17 159H14L15 160V162H16V160ZM30 159V160H29ZM37 161H35V160ZM56 161H59L60 162V164L61 165H63V166H61V165H59V166H57L56 164H54V161L55 160ZM61 159V160H60ZM81 159H83V161L81 162ZM101 159H103V160H101ZM130 159L131 160H133V161H130ZM140 159H141V163H140ZM250 159V160H249ZM13 160V161H14ZM31 160H33V161H31ZM72 162H71V161ZM84 160H85V162H84ZM106 162H105V161ZM126 160H128V161H126ZM146 160V161H145ZM150 160H151V162H150ZM161 160V161H160ZM172 160H173V162H172ZM18 161V160H17ZM27 161V162H26ZM63 161V162H62ZM71 162V163H68V162ZM89 161H91V163L89 162ZM93 161V162H92ZM99 163H97V162ZM100 161H102L101 163H100ZM110 161L112 162V163H110ZM113 161H117V163H115V162H113ZM121 161H122V164L126 161L127 162V164H129V166L126 164L125 165V163H124V166L127 168L126 170H125V168L124 169H122L123 170V172H122V170L121 171H118V170H120L121 169V167L123 166V165H121ZM130 161V162H129ZM143 161V162H142ZM154 161V162H153ZM26 162V163H25ZM65 162V163H64ZM90 164H89V163ZM131 162H133V163H131ZM156 162V163H155ZM170 162V163H169ZM246 162V163H245ZM258 162V163H257ZM32 163V164H31ZM67 163H68V165H67ZM95 163V164H94ZM143 163V164H142ZM144 163H145V165H148V166H145L144 165ZM151 163V164H150ZM154 163V165H152ZM250 163V164H249ZM38 164V165H39ZM65 164V165H64ZM89 164V165H88ZM115 164H116V168L118 169H116L115 168ZM120 165V166H118V165ZM137 164V165H136ZM138 164H139V166H138ZM142 166H141V165ZM162 164V165H161ZM256 164V165H255ZM258 164V165H257ZM4 165H5V163H4ZM42 165V164H41ZM56 165V167L58 168H56V167H54ZM85 165H87V167L85 166ZM111 165L113 166V167H111ZM133 165H135L134 167L137 169H135L134 167H133ZM167 165V166H166ZM247 165V166H246ZM5 166H7V164L5 165ZM37 166V165H36ZM89 166V167H90ZM123 166V167H124ZM128 166V167H127ZM132 166V167H131ZM138 168H137V167ZM176 166H177V168H176ZM254 166V167H253ZM257 166H259V167H257ZM38 167V166H37ZM37 167H36V169H37ZM64 169H63V168ZM68 167L70 168V170H68ZM84 167H86L87 168V170L84 168ZM90 167V168H91ZM122 167V168H123ZM130 167H131V169H130ZM140 167H142V168H140ZM160 167V168H159ZM174 167L176 168L175 170H174ZM179 167V168H178ZM5 168V167H4ZM114 169V171H113V169ZM156 168V169H155ZM169 168V169H168ZM172 168V169H171ZM242 168V169H241ZM261 168V169H260ZM129 169V170H128ZM135 169V170H134ZM141 169V170H140ZM147 169V170H146ZM149 169H151V170H149ZM155 171H154V170ZM164 169V170H163ZM168 169V170H167ZM251 169V170H250ZM253 169H254V171H253ZM7 170V169H6ZM35 170V166L33 167V170L32 171H34ZM62 170V172H57V171H61ZM131 170V171H130ZM152 170H153V172H152ZM180 170V171H179ZM259 170V171H258ZM37 170H35V172H36ZM39 171V170H38ZM37 171V172H38ZM80 171V173L82 172L81 171V169L79 170ZM113 171V172H112ZM138 171V172H137ZM141 171V172H140ZM172 171V172H171ZM174 171V172H173ZM245 173H244V172ZM248 171V172H247ZM252 171V172H251ZM262 171V172H261ZM19 172V173H20ZM27 172V171H26ZM22 173V175H20V178L21 179H24L25 177H26V181L29 183L30 181H31V178L33 177V176H31V175H35V173L34 172H32V174L31 173H29L28 175L31 177H29V176H27L26 174L27 173ZM36 172V173H37ZM50 172V173H49ZM65 172H67V173H65ZM69 172H71V173H69ZM88 172V171H87ZM117 172H119V173H117ZM125 172V173H124ZM256 172V173H255ZM259 172H261V173H259ZM4 173H6V172H4ZM48 173V174H47ZM55 173V174H54ZM58 173V174H57ZM61 173V174H60ZM62 173L64 174V175H62ZM73 173V174H72ZM83 174H79V177H80V175H82L80 178H81V181H82V179H84L83 177L85 176V174H86V172H82ZM157 173V174H156ZM163 173H164V175H163ZM176 173V174H175ZM7 174V173H6ZM43 174V173H42ZM127 174L130 176H127ZM159 174H161L162 176H160ZM179 174H181V175H179ZM23 175H25L24 177H22ZM57 175H61V176H58L57 177ZM71 175V176H70ZM72 175H73V177H72ZM84 175V176H83ZM86 175H89L88 173L86 174ZM178 177H177V176ZM227 175V176H226ZM229 175V176H228ZM36 176V175H35ZM34 176V177H35ZM52 176V177H53ZM116 176H114V177H116ZM159 176H160V179H159ZM167 176V177H166ZM171 176V177H170ZM175 176V177H174ZM221 176V177H220ZM224 176V177H223ZM246 176V177H245ZM255 176V177H254ZM5 175L3 176V178H1L0 179V181L1 180H4L5 178ZM29 179H28V178ZM48 177V178H47ZM86 178L84 179V180H86L87 179V177L88 176H85ZM90 177V176H89ZM165 177H166V182H164L165 181ZM169 177V178H168ZM252 179H251V178ZM6 178H7V176H6ZM36 178V177H35ZM35 178H33V181H31L32 183L34 182V180H35ZM128 178V179H127ZM162 178V179H161ZM177 178V179H176ZM249 178V179H248ZM169 179V180H168ZM256 179V180H255ZM75 180V179H74ZM74 180H72V183L74 182L75 183V181ZM90 180V178H88V180H86V181H89ZM181 180V181H180ZM247 180V181H246ZM254 180V181H253ZM22 181H24V180H22ZM44 181H46V182H44ZM69 181L70 180H65L64 182L66 183V182H68L67 184H69ZM227 181H229V182H227ZM234 181V182H233ZM4 182H5V180H4ZM30 182V183H31ZM50 182V183H49ZM62 182V181H61ZM77 182V181H76ZM89 182H91V181H89ZM177 184H176V183ZM237 182V183H236ZM239 182H242V184L241 183H239ZM244 182H246L245 184H243ZM249 182H251V183H249ZM260 182V183H259ZM45 183V184H44ZM63 183V182H62ZM70 183H71V181H70ZM174 183V184H173ZM221 183V184H220ZM232 183V184H231ZM2 184H3V182H2ZM2 184H0V197L2 196L3 198H5V200L1 197V199L2 200H4V201H1V199H0V201L1 202H5L4 204L5 205H7V201L8 200H10V202L11 203H8V204H14V203H16L17 202V200H16V202H15V197L14 198H12L11 199V195L10 196H8V194L10 193V191H8L7 192V190H5V188L7 187V185H4L3 184V188H2ZM5 184H6V182H5ZM50 184V185H49ZM174 185V186H172V187H169V186H171V185ZM30 185V184H29ZM32 185V184H31ZM29 186V187H31V188H33V186ZM33 185H35L34 183H33ZM49 185V186H48ZM163 185V186H162ZM169 185V186H168ZM176 185V186H175ZM184 185H186V186H184ZM233 185V186H232ZM240 185H242V187L240 186ZM246 185V186H245ZM258 185V186H259ZM5 186V187H4ZM162 186V187H161ZM164 186H165V188H164ZM179 186H180V188H179ZM238 186V187H237ZM239 186H240V188H239ZM90 187H92V186H90ZM167 187H169V188H167ZM185 187V188H184ZM188 187V188H187ZM214 187V188H213ZM217 187V188H216ZM229 187V188H228ZM247 187V188H246ZM250 187H251V185H250ZM262 187V186H261ZM260 187V188H261ZM52 187H50L49 189L47 188L46 189V187H44V189L43 190H34V188L33 189H30L28 192H29V194H28V196H29V198H27V200H29V201H26L25 202V204H23V206H25V207H21V209L18 211V213L19 214H21V217H20V215H19V217H18V215L16 216L15 214H12V213H15V212H12L11 211V209H10V211L8 212V211H6V210H8V208L9 207H7L6 208V210H5V212H7V213H2V215L0 214V218H1V216H4V215H8V216H4L5 218H6V220H8V225H7V223H6V226L8 227V229H11V227H12V230L14 229V227L15 226H18V227H15V228H17V229H14L13 231H15L14 233H16L17 231H19V230H21L22 229V227H23V225L21 224V226L19 227V225H20V223H19V219H21L22 218V216L26 213V212H24L23 213V211H28L29 209L31 210L33 207L35 208L36 206L38 207V209H40V210H43V209H50L52 212H53V210L56 212L57 211V213H56V215H58L57 216V218H55L56 220H57V222H60V224H59V226L61 227L60 228V231L58 232V236H60V238H58V240H61L60 242L61 243H64V244H66V243H69V244H71V242H75V241H77L76 239H77V237H78V235H79V233H83V235L85 234H87V232H88V230H89V228L87 227V226H84L81 222H79V223H77V222H75L74 223V221H72V223H74V224H72L71 223V221L69 220L70 218H65L64 216H62V215H60L61 213L58 211V210H55V208H56V206H54V204H56V202H54L53 200H55L56 198H57V196H59V193H58V191L57 190H52L51 189ZM179 188V189H178ZM182 188V190L180 191V189ZM235 188V189H234ZM237 188V189H236ZM240 190H239V189ZM51 189V190H50ZM93 189L94 190H91L92 192L91 193H96V191H95V188L93 187ZM166 189V190H165ZM169 191H168V190ZM170 189H173L172 190V193L170 192ZM243 189V190H242ZM244 189H247V190H244ZM2 190V191H1ZM4 190V191H3ZM12 191V190H11ZM32 191H34V192H32ZM37 191H39V192H36ZM175 191V192H174ZM222 191V192H221ZM261 191V190H260ZM14 191H12L10 194H12ZM31 192H32V194H31ZM173 192H174V194H173ZM180 192V193H179ZM224 195H223V194ZM261 193H264V189H262V192ZM176 194V195H175ZM220 194V195H219ZM226 194V195H225ZM180 195V196H179ZM222 195V196H221ZM6 196H8V197H10V199H6ZM27 196V197H28ZM161 196V197H160ZM183 196V197H182ZM224 196V197H223ZM226 196V197H225ZM33 197V198H32ZM35 197V198H34ZM182 197V198H181ZM220 197V198H219ZM31 198H32V201H31ZM160 198V199H159ZM181 198V199H180ZM223 198V199H222ZM224 198H225V200H224ZM226 198H228L227 200H230V203H229V201H228V203H229V205L228 204H226V205H224V204H222V202L223 203H226L227 202V200H226ZM13 199H14V203H12L13 202ZM127 199V200H126ZM162 199L163 200H165L164 202L166 203H164V202H162ZM202 199V200H201ZM216 199V200H215ZM219 199H221V200H219ZM73 201H74V199H72ZM132 200L134 201V202H132ZM146 200V201H147ZM161 200V201H160ZM183 200V201H182ZM184 200H185V202L187 203H185L184 202ZM188 200V201H187ZM213 200H214V202H213ZM222 200H224V201H222ZM233 200V201H232ZM30 201H31V203H30ZM73 201H72V203H71V206H73L72 204H73ZM176 201H177V203H176ZM181 201H182V203H181ZM203 201V202H202ZM216 201H219L218 203H220L219 205L220 206H216L217 205V202ZM226 201V202H225ZM33 202H35L36 204H34ZM52 202V203H51ZM155 203V204H157V205H159V203L161 202V205L160 206H153L152 205V203ZM159 202V203H158ZM201 202H202V204H201ZM209 203V204H207V205H211V202L212 203H215L216 202V204L215 205H213V206H215V207H213V208H211L209 211L207 210L206 212H209V214L208 213H203L204 214V216L202 215V213L201 212H204L205 211V206H204V204L205 203ZM235 204H237L239 207H241L242 209H240V208H238V210L240 209V210H242V213H243V211L244 210H246V211H249L248 212V214L250 213V215L252 216V218L249 216V215H247L246 213H244L242 216H246V217H243L244 218V220H246L245 218H247V217H250L251 219H253V222H254V224H253V222H252V220L251 219H249L248 220V222H250L251 223V227H250V224L248 225L249 227H247L246 225L248 224H244L246 227H244V225H243V223H244V221H243V223L241 224V225H238V223H237V221H235V219H234V217L232 216L233 215V213L235 214V212L236 213H238L237 212V210L235 209H233L235 212H233L232 211V208H237L238 206L237 205H235ZM24 203V202H23ZM54 203V204H53ZM150 203V204H149ZM153 203V204H154ZM173 205H172V204ZM32 204H34V205H32ZM70 204V203H69ZM154 204V205H155ZM164 204H165V206H164ZM169 204H170V206H169ZM176 204V205H175ZM222 204V205H221ZM235 205V207L233 206V205ZM27 205H30V207L29 206H27ZM33 207H32V206ZM53 207H52V206ZM178 205H182V209H183V206H184V211H182V213L184 212V217H181V216H183L181 213H179L180 211H178V209L180 210V206L178 207ZM188 205V206H187ZM206 205V204H205ZM0 206H1V204H0ZM20 206H22V205H20ZM50 206V207H49ZM141 206V205H140ZM178 208H177V207ZM202 206H203V208H202ZM223 206V207H222ZM229 206L231 207V208H229ZM262 206V207H261ZM40 207V208H39ZM46 207V208H45ZM55 207V208H54ZM58 207V206H57ZM138 207H139V209H138ZM158 209H157V208ZM159 207H161V208H159ZM164 207V208H163ZM167 207H169L168 208V213H167V211H166V209H167ZM173 208V210H172V208ZM221 207V208H220ZM26 208V209H25ZM33 208V210H35ZM54 208V209H53ZM138 209V211H136L137 209ZM154 210H153V209ZM174 208H175V210H174ZM176 208H177V211H176ZM216 208H218V210L216 209ZM24 209V210H23ZM28 209V210H27ZM53 209V210H52ZM58 209V208H57ZM152 209V210H151ZM160 210L159 212L160 213H158V211L156 212V210ZM165 209V210H164ZM215 209V210H214ZM203 210V211H202ZM21 211V212H20ZM50 211V212H51ZM151 211V212H150ZM153 211H155V212H153ZM161 211H164V213L165 214H163ZM175 211V212H174ZM216 211V212H215ZM10 212H12V213H10ZM51 212V213H52ZM55 212H53V213H55ZM60 214H59V213ZM145 212H147L146 213V216H145ZM172 212V213H171ZM176 212H178L179 213V215L181 214V216H178L177 214H176ZM212 212H214V213H212ZM230 212H232V213H230ZM245 212V211H244ZM87 213V215H88V212H86ZM152 213H154V214H156L157 213V216L156 215H154V214H152ZM162 213V214H161ZM232 214V215H230V214ZM240 213V212H239ZM16 214H17V212H16ZM23 214V215H22ZM38 214V213H37ZM160 214H161V216H160ZM166 214H167V216H166ZM169 214V215H168ZM171 214H174V215H172L171 216ZM188 214V215H187ZM197 214H200L199 215V217L202 215V217L201 218H203V217H205L204 219H203V221H205L206 222V220H208V222H206L211 228H212V226H216V228H214L215 229V231L217 230V231H220V230H224L225 229V232L228 230V234H229V232H230V235H232V236H235V234H237L236 236H237V238L239 239V241H238V239H237V241H236V245L233 243V242H231V244L232 245H230L229 244V242H230V240L227 242L226 240H224L225 238H223L222 236L223 235H220L219 234V237H217L216 235H213L212 234V237H214V236H216V238L214 237V238H212L211 237V234H208L209 233V231L211 230V229H209L208 227L206 228V227H204L206 230H204V228L202 229V230H200L202 227H203V225L201 224V228L198 226V229H199V232H198V229L196 230V226L195 227H193L192 225H194V224H192L191 226H190V223L192 222V223H194L193 221H194V215H195V217L196 216H198ZM13 215V216H12ZM96 215V214H95ZM142 215V216H141ZM143 215L145 216L144 218H143ZM165 215V216H164ZM176 215V219L174 218V216ZM229 215H230V217H229ZM36 216H37V218H36ZM36 216H33V218L35 219L36 218V220H38L39 218H38V215H36ZM104 216V217H103ZM156 216V217H155ZM160 216V217H159ZM4 217H2V218H4ZM7 217H8V219H7ZM10 217V218H9ZM12 217V218H11ZM53 217V219H54V217H56L55 215L54 216H52ZM100 218H102V220L103 221H105V224H104V222H103V225L105 226V225H107V223H106V220H104V218L106 217V219L108 220L107 222H109V223H111L112 221H110L112 218H107V217H109L107 214H106V216L104 215V214H100V216H99ZM151 216L149 217H147V219L149 218V219H151L152 218ZM175 219V221L176 222H174V220H173V218ZM207 217V218H206ZM231 217H233V219H234V221L236 222V224H235V222L234 223H229L231 220H229L228 218H230V219H232ZM1 218V219H2ZM14 218V219H13ZM16 218V219H15ZM17 218H19V219H17ZM143 218V219H142ZM154 218H152L153 220H155ZM189 218V219H188ZM194 218V219H193ZM9 219H12V221H9ZM64 219V220H63ZM65 219L66 220H68V221H65ZM116 219H118V218H115V220ZM148 219V220H149ZM158 219V220H159ZM170 219H172V220H170ZM188 219V220H187ZM232 219V220H233ZM248 219V218H247ZM16 220H17V222H16ZM59 220V221H58ZM63 220V221H62ZM101 220V219H100ZM139 220L137 221L136 220V223H135V221H134V223L135 224H137V222H138V224H139ZM145 220V219H144ZM143 220V221H144ZM170 220V221H169ZM178 220H179V222H178ZM185 221L186 220V222H180V221ZM213 220V221H212ZM117 221H119V220H117ZM150 221V220H149ZM209 221L213 224V225H211L210 223H209ZM9 222L11 223V225H9ZM39 222V221H38ZM102 222V221H101ZM173 223L174 222V224L176 225L177 224V222H178V225H179V223H180V225L183 227H181L180 225H179V227L180 228H178V226H176V227H174L173 225L174 224H172V227H173V229L170 227L171 225H170V223ZM231 222H233V221H231ZM245 222H247V221H245ZM16 223H18V224H16ZM108 223V224H109ZM186 224V225H184V224ZM258 223V224H257ZM16 224V225H15ZM137 224V225H138ZM228 224V225H227ZM230 224V225H229ZM233 224H235V225H233ZM15 225V226H14ZM189 227H188V226ZM217 225H218V228H217ZM220 225V226H219ZM237 225V226H236ZM254 225H256L255 227H254ZM259 225H260V227H259ZM10 226V227H9ZM71 226H72V228H71ZM104 226H103V228H101L102 230L99 232L100 234L101 233H103L104 231L106 232V234H107V231H108V234L110 233L109 231H110V229L109 230H106V229H108L109 227H110V225H107L108 226V228L107 227H105L104 228ZM184 226H187V227H184ZM222 226H224L225 228L224 229H221V228H223ZM230 226V227H229ZM231 226H232V228H233V230L231 231ZM240 227V229H238L237 227ZM221 227V228H220ZM228 227V228H227ZM259 227V228H258ZM19 228H21V229H19ZM85 228H86V230H85ZM174 228H175V230H174ZM177 228V229H176ZM182 228V229H181ZM184 228H189V229H187V230H189L188 232H186L185 233V231H187L186 229H184ZM195 228V229H194ZM220 228V229H219ZM230 228V229H229ZM239 230V231H237L235 234H234V231H236L237 229ZM242 228V229H241ZM247 228V229H246ZM262 228V229H261ZM180 229V230H179ZM184 229V230H183ZM195 231L196 230V232H194L193 230ZM209 229V231H208V233H207V230ZM243 229H245V231L243 230ZM250 229H251V231H250ZM255 231V229H256V231H259L258 232V234H259V236H258V234H256L257 232L255 231H253V230ZM258 229V230H257ZM17 230V231H16ZM191 230V231H190ZM173 231V232H172ZM180 231V232H179ZM184 231V232H183ZM194 232L196 235H197V233H198V235L199 234H201V235H199V237H198V239L200 238V239H203L205 236V238H204V242H202V241H200V242H202L203 244H201L199 241L197 242V243H195L196 242V237L194 238L193 236H195L194 235V233H192L193 234V236H191V232ZM203 231V232H202ZM241 231V232H240ZM250 231V232H249ZM61 232V233H60ZM105 232L102 234V235H104L105 234ZM184 234H183V233ZM190 232V233H189ZM202 232V233H201ZM206 232V234H203V233H205ZM211 232V231H210ZM254 234H253V233ZM178 233H180V234H178ZM188 233H189V235H188ZM227 233V232H226ZM240 233V234H239ZM242 233V234H241ZM55 234H56V232H55ZM60 234V235H59ZM173 234H175V237H176V239H175V237L174 238H172V236H174ZM185 234H187L186 236H185ZM33 235V234H32ZM32 235H31V237H32ZM204 235V236H203ZM240 235V236H239ZM252 235V236H251ZM253 235H254V237H253ZM34 236V235H33ZM57 236V235H56ZM62 236V237H61ZM100 236V235H99ZM130 236H131V234H130ZM177 236H179V237H181V238H178ZM187 236H191V238L190 237H187ZM209 236V237H208ZM37 237V235L35 236V237H32L33 239H31L32 241H34V239ZM187 237V239H185ZM193 237V238H192ZM201 237H203V238H201ZM221 237V238H220ZM29 238H30V236H29ZM27 239V240H29L30 241V239ZM127 238H128V236L126 237H123V239L124 240H126V242H127ZM212 238V239H211ZM232 238V237H231ZM256 238H258V240L259 241H257V239ZM94 239H95V237H94ZM192 239H195V240H192ZM199 239V240H200ZM254 239V240H253ZM255 239H256V241H255ZM123 240V241H124ZM174 240H176L175 242H174ZM187 240H189V241H187ZM190 240H191V242H190ZM261 240V241H260ZM183 241V242H182ZM185 241H187V243H189V244H184L185 243ZM195 243H193V242ZM221 241V242H220ZM224 241L226 242V243H224ZM125 242V241H124ZM170 242V243H169ZM173 242H174V244H173ZM238 242V243H237ZM257 242H259L258 244H260V247H261V251H259V252H257V250L260 248L259 247V245L257 244ZM28 244H26V245H30L29 244V242H27ZM30 243H32L31 241H30ZM194 245H193V244ZM205 243H206V245H205ZM244 243V244H243ZM170 244V245H169ZM182 247V245H183V247H184V245H185V248H181L179 245ZM196 244H197V246H196ZM222 244H224L223 246L225 247V248H227L228 250H231L232 252H228V250L225 252V254L223 253L222 254V256H221V254L219 255V257H217V251H216V248H215V245H217V246H219V245H222ZM243 244V245H242ZM247 244V245H246ZM257 245V247H256V245ZM262 244V245H261ZM173 245V246H172ZM199 245H201L202 246V249H200V246ZM231 247H230V246ZM254 247H253V246ZM7 246L9 247V244H7ZM7 246H5V247H7ZM162 246V245H161ZM162 246V247H163ZM196 246V247H195ZM199 246V247H198ZM204 246V247H203ZM213 246V247H212ZM250 246H252L251 247V249H250ZM7 247V248H8ZM164 247L163 248H161V249H164ZM211 247V248H210ZM258 248L257 250H255L256 248ZM170 248H172V249H170ZM199 248V249H198ZM231 248V249H230ZM3 249H4V247H3ZM205 249V250H204ZM215 249V250H214ZM168 250V252H166ZM177 250V251H176ZM179 250V251H178ZM181 250V251H180ZM184 250V251H183ZM201 250V251H200ZM4 252L3 253H5L6 251H5V249L3 250ZM163 251V250H162ZM186 251V252H185ZM247 251V252H248ZM110 251H108L107 250V252L105 251V253H102V254H99V255H97L96 254V252L93 254L92 253V255L93 256H90L91 254H89V257H86V258H88V259H96V260H98V258H99V260H101L102 261V257L104 256L103 254H107L106 256H108V257H104L105 259L106 258H109V255H110V253H109ZM176 252V253H175ZM178 252V253H177ZM55 253L56 254H58L59 255V257L65 262V261H67V260H70V262H72V264H81V263H83L82 261L83 260H86V259H84V258H81L80 257V255L79 254H68V253H66V252H59V253H57L56 251H55ZM215 253V254H214ZM233 253V254H232ZM255 253V254H256ZM109 254V255H108ZM227 254H229V256H225V255H227ZM75 255V256H74ZM102 255V256H101ZM173 255H176V256H173ZM225 257H224V256ZM235 255V256H234ZM242 255V256H241ZM111 256V255H110ZM170 256V255H169ZM205 256H206V258H205ZM221 256V257H220ZM230 256H231V258H230ZM241 256V257H240ZM243 256H245V257H243ZM44 257V256H43ZM92 257V258H91ZM93 257H97V258H93ZM173 257V258H172ZM229 257V258H228ZM104 258H103V260H104ZM111 258H114L113 256H111ZM172 258V259H171ZM221 258V259H220ZM227 258V259H226ZM44 259V258H43ZM45 259H47V258H45ZM44 259V260H45ZM231 259H233L232 261H231ZM48 260V259H47ZM47 260H45L46 261V264H47ZM93 260V261H94ZM216 260V259H215ZM127 261V260H126ZM128 261H129V259H128ZM128 261L126 262V263H128ZM210 261V262H209ZM211 261H212V263H211ZM217 261V260H216ZM262 261H264V260H262ZM261 261V262H262ZM129 262H131V261H129ZM209 262V263H208ZM219 262H217V263H215V261H214V264H218ZM245 262V263H244ZM41 263H43V264H45L44 263V261L42 260V262H40V264ZM219 263V264H220ZM14 264H19L18 262H14ZM63 264H66V263H63ZM70 264V263H69ZM84 264V263H83ZM129 264H131V263H129ZM196 264V263H195ZM262 264H264V262H262Z\"/></svg>", "mask_w": 264, "mask_h": 264}, {"label": "bare ground", "instance_id": "6f19581e", "mask_svg": "<svg viewBox=\"0 0 264 264\" xmlns=\"http://www.w3.org/2000/svg\"><path fill=\"white\" fill-rule=\"evenodd\" d=\"M116 1V0H115ZM122 1V0H121ZM131 1V0H130ZM143 1V0H142ZM157 1V0H156ZM155 1V2H156ZM160 1V0H159ZM177 1V0H176ZM184 1V0H183ZM182 1V3H184ZM196 1V0H195ZM262 1V2H261ZM117 2V1H116ZM124 2V1H123ZM128 2V1H127ZM152 2V1H151ZM151 2H150V0H149V2L148 3H150L149 5H151ZM154 2V1H153ZM168 2V1H167ZM186 2V1H185ZM188 2V1H187ZM186 2V3H187ZM50 3V2H49ZM59 3V2H58ZM78 3V2H77ZM100 3V2H99ZM126 3V2H125ZM132 3H133V1H132ZM135 3V2H134ZM147 2H146V4H148ZM158 3V2H157ZM156 3V4H157ZM174 3V2H173ZM178 3L179 2H177V4L176 5H174V6H178ZM180 3H181V1H180ZM190 4H191V6L190 5H188V7H187V4H186V6L185 7H187V8H185V7H182V6H184L185 4H181L182 6H180L179 5V7L180 8H176V7H174V6H172L173 8H175V9H180V11H179V13H178V15H179V18L178 19H176L177 21H175L174 20V22H177L178 23V25L179 24H182V23H188L190 26H192V23L195 25H193L194 27L193 28H191V27H189V28H187L186 26H188V25H183V27L185 26L187 29V31L186 32H180L183 36H184V34H192L193 35V33H195V32H197V31H199L200 32V34L202 35L203 34V36H204V34L206 35V37L204 38L203 36V38H204V40H202L203 41V43L202 42H199L201 45V54H199L200 56H202V58H198L199 60L200 59H202L203 60V67L201 66V69H200V71L199 72H201V73H199L198 72V74L202 77V79H203V91H204V95H203V98H205V100L207 99H209V97H207V96H209L210 94H209V92H210V89H211V87H212V90L213 89H215L217 92H213V91H215V90H213L212 92L213 93H216L217 94V96H219V95H223L222 97H224V95H226V94H228L229 92H231V93H233V94H235L236 93V90H237V86L238 85H235V83L236 84H239V87L240 86H242V88H246L247 89V91H250L251 93H255V92H258V93H260L261 95L260 96H264V95H262V94H264V6H260V5H262V3H264V0H197V3L194 5H192V2L190 1L189 2ZM84 4V3H83ZM92 4V3H91ZM136 4H137V2H136ZM141 5L142 4H144V1H143V3H140ZM139 4V5H140ZM146 4H145V6H146ZM159 4V3H158ZM165 4V3H164ZM45 5V4H44ZM74 5H75V3H74ZM78 5V4H77ZM90 5V4H89ZM98 5V4H97ZM104 5V4H103ZM128 5V4H127ZM133 5V4H132ZM135 5V4H134ZM138 5V4H137ZM136 5V6H137ZM162 5H163V3H162ZM168 5L169 4H167V5H165V6H167L168 7ZM84 6V5H83ZM111 6V5H110ZM109 6V7H110ZM118 6V5H117ZM136 6H135V8H136ZM156 6V5H155ZM160 6H161V4H160ZM171 6V5H170ZM44 7H46V5L44 6ZM78 7V6H77ZM96 7V6H95ZM101 7H103V6H101ZM108 7V8H109ZM120 7V6H119ZM134 7V6H133ZM142 7V6H141ZM144 7V6H143ZM148 7V6H147ZM149 7H151V6H149ZM152 7H154V6H152ZM159 7V6H158ZM157 7V8H158ZM164 7V6H163ZM162 7V8H163ZM90 8V7H89ZM106 8V7H105ZM130 8H131V6H130ZM155 8V7H154ZM154 8H146V11L148 10V11H150V9L151 10H153ZM166 8V7H165ZM169 8V7H168ZM167 8V9H168ZM182 8V9H181ZM183 8L185 9V10H183ZM45 9V8H44ZM42 10V11H45V10ZM80 8L78 7V10H79ZM82 9V8H81ZM96 9V8H95ZM104 9V8H103ZM144 8H142V10H143ZM170 9H171V11L173 10V13H174V11H175V9H172L171 7H170ZM5 10V9H4ZM109 10V9H108ZM114 10H115V8H114ZM131 10V9H130ZM130 10H127V13H130V12H128V11H130ZM134 10H136V9H134ZM155 10V9H154ZM157 10H162V9H157ZM41 11V12H42ZM67 11V10H66ZM81 10H79V12H80ZM111 11V10H110ZM121 11V10H120ZM137 11V10H136ZM139 11V10H138ZM146 11H145V13H146ZM168 12H169V9L167 10ZM170 11V14L172 13ZM6 12H9V11H6ZM5 12V13H6ZM53 12H55L54 10H53ZM101 12V11H100ZM108 12V11H107ZM114 12V11H113ZM116 12V11H115ZM135 12V11H134ZM176 12V11H175ZM75 13H77V12H75ZM81 13V12H80ZM80 13H77V14H80ZM97 13V12H96ZM112 13V12H111ZM131 13H132V11H131ZM136 13V15H137V12H135ZM141 13H144V11H140V14L139 15H141ZM153 13V12H152ZM159 13H162V12H159ZM1 14V13H0ZM7 14V13H6ZM10 14V13H9ZM8 14V15H9ZM41 14V13H40ZM43 14H44V16H45V13L43 12ZM87 14H88V12H87ZM150 14H151V11H150ZM154 14H156V11H155V13ZM163 14H167V12L165 11ZM175 14V13H174ZM47 15V14H46ZM53 15H54V13H53ZM84 15V14H83ZM99 15H101V13H99ZM98 15V17H100L101 18V16H99ZM107 15V14H106ZM126 15V14H125ZM129 15V14H128ZM146 15H147V13H146ZM159 15V14H158ZM168 16H169V13L167 14ZM177 15V16H178ZM41 16V15H40ZM48 16V15H47ZM75 16H77V15H74V17ZM81 16H82V13H81ZM86 16H88V15H86ZM86 16H83V18L84 17H86ZM105 16V15H104ZM104 16L102 17V19H103V22H105L104 21ZM108 16V15H107ZM110 16V15H109ZM121 16V15H120ZM135 16V15H134ZM143 16H144V14H143ZM142 16V17H143ZM149 16V15H148ZM150 16H152V15H150ZM149 16V17H150ZM154 16H156V15H154ZM160 16V15H159ZM158 16V17H159ZM163 16H165V15H163ZM174 16V15H173ZM51 17V16H50ZM53 17V16H52ZM51 17V18H52ZM56 17V16H55ZM63 17V16H62ZM74 17H72V18H74ZM80 17V16H79ZM139 17V16H138ZM142 17L140 16V19H142ZM145 17V19H146V17L147 16H144ZM153 17V16H152ZM157 17V16H156ZM155 17V18H156ZM158 17H157V22H158ZM170 17V16H169ZM168 17V18H169ZM172 17V16H171ZM41 18V17H40ZM42 18H44V17H42ZM48 18V17H47ZM51 18H49V19H51ZM80 19V20H85V19ZM93 18V17H92ZM100 18H99V20H100ZM109 18V17H108ZM111 18V17H110ZM113 18H115V17H113ZM154 18V17H153ZM161 18H162V16H161ZM160 18V19H161ZM165 18V17H164ZM167 18V17H166ZM173 18H176V15H175V17H173ZM45 19V18H44ZM48 19V20H49ZM74 19H76V18H74ZM79 18H77V20H75V21H79L78 20ZM98 19V18H97ZM96 19V20H97ZM101 19V20H102ZM122 19V18H121ZM139 19V18H138ZM150 19H152L151 17H150ZM150 19H149V21H150ZM163 19V18H162ZM47 20V19H46ZM47 20V21H48ZM62 20H64V19H62ZM71 20V19H70ZM69 20V21H70ZM99 20H97V21H95V24L96 25H107V23L105 22V23H101V22H99L98 23V21ZM118 20V19H117ZM124 20H126V19H124ZM133 20V19H132ZM136 20H137V18H136ZM147 20H148V17H147ZM146 20V21H147ZM154 20V19H153ZM153 20H152V22H153ZM167 20V19H166ZM169 20H171V19H169ZM173 20V19H172ZM1 21V20H0ZM47 21H44V22H47ZM51 21V20H50ZM55 21V20H54ZM74 21V20H73ZM92 21V20H91ZM119 21H121V20H119ZM144 21V20H143ZM71 22V21H70ZM80 22H82V21H80ZM85 22H88V21H85ZM111 22V21H110ZM112 22H113V20H112ZM130 22V21H129ZM132 22V21H131ZM135 22H137V21H135ZM142 22V21H141ZM155 22V21H154ZM159 22H160V20H159ZM158 22V23H159ZM163 22V21H162ZM174 22H173V24H174ZM2 23H3V21H2ZM1 22H0V24H2ZM19 22H17V19H16V21H15V24H18ZM36 23V22H35ZM43 23V22H42ZM61 23V22H60ZM60 23H55V24H60ZM118 23V22H117ZM139 23V22H138ZM172 23V22H171ZM176 23V24H177ZM14 24V25H15ZM51 24H52V22H51ZM66 24V23H65ZM69 24H71V23H69ZM76 24V23H75ZM74 24V25H75ZM85 24V23H84ZM84 24H80V25H84ZM92 25H93V23H91ZM109 24V23H108ZM146 24V26H148L147 25V23H145ZM148 24H149V22H148ZM153 24H155V23H153ZM160 25L162 24V23H159ZM168 24H170L169 22H168ZM168 24H167V26H168ZM173 24H172V27H173ZM175 24V25H176ZM7 25V24H6ZM18 25H21V24H18ZM18 25H16L17 26V28H18ZM43 25V24H42ZM46 25V24H45ZM48 25H50V24H48ZM105 25V26H106ZM124 25V24H123ZM131 25V24H130ZM135 25H138V24H135ZM150 25V24H149ZM163 25V24H162ZM171 25V24H170ZM2 26V25H1ZM3 26H4V24H3ZM54 26V25H53ZM59 26V25H58ZM57 26V28L58 29H56V26H54V28L53 27H49V26H45V28H44V32H43V34L45 35V34H67L66 32H65V30L64 31H62V29L60 30V27H58ZM62 26V25H61ZM64 26V25H63ZM85 26L87 27V29H88V25L87 24H85ZM84 26V28H86ZM97 26V27H98ZM121 26V25H120ZM133 26V24L131 25V27ZM142 26V25H141ZM165 26V25H164ZM33 27V26H32ZM40 27H41V25H40ZM66 27V28H65ZM64 27V29H67L68 27H67V24H66V26ZM102 27H104V26H102ZM137 27V26H136ZM144 27V26H143ZM152 27H154V25L152 26ZM160 27V26H159ZM171 27V26H170ZM175 27V26H174ZM179 27V26H178ZM181 27V26H180ZM180 27H179V29H180ZM1 28V27H0ZM8 28H9V26H8ZM13 28V27H12ZM16 28V29H17ZM20 28V27H19ZM24 28V27H23ZM23 28H22V30H23ZM42 28V29H43ZM76 28V27H75ZM74 28V29H75ZM83 27H82V29H77V30H79V31H83L82 33H84L87 29H84ZM92 28V27H91ZM90 27H89V29H88V32L90 31V29H91ZM101 28V27H100ZM106 28H108V27H106ZM104 29L105 31L107 30V29ZM134 28V27H133ZM148 28V27H147ZM147 28H146V30H147ZM150 28V27H149ZM155 28L156 27H154V28H152V29H154V31H155ZM158 28V27H157ZM156 28V29H157ZM163 27H160V29H162ZM164 28H166V27H164ZM168 28V27H167ZM176 28V27H175ZM3 29H5V27L3 28ZM3 29H1L2 31H3ZM11 29V28H10ZM9 29V30H10ZM21 29V28H20ZM19 29V30H20ZM25 29V28H24ZM36 29H38V27L36 28ZM84 29V30H83ZM93 29H95V27L93 28ZM92 29V30H93ZM108 29H110V28H108ZM123 29V28H122ZM135 29V28H134ZM140 29V28H139ZM169 29V28H168ZM171 29H173V28H171ZM178 29V28H177ZM70 29L68 28V30H67V32L69 31ZM91 30V31H92ZM96 30V29H95ZM100 30V29H99ZM137 30V29H136ZM144 30V29H143ZM142 30V31H143ZM149 30V29H148ZM147 30V31H148ZM165 30V29H164ZM170 30V29H169ZM174 30H176V29H174ZM2 31H0V32H2ZM11 31V30H10ZM15 31V30H14ZM25 31H27V29L25 30ZM25 31H22L23 32V35H24V33H27V32H25ZM31 31H34L33 29H29V33L31 32ZM75 30H73V32H74ZM89 32V33H93V31L92 32ZM97 31V30H96ZM96 31H94L96 34H98L99 35V33H102L101 31H98V33L96 32ZM104 31V32H105ZM108 31V30H107ZM116 31V30H115ZM128 31V30H127ZM157 31H158V29H157ZM160 31V30H159ZM165 31H167V30H165ZM172 32H173V30H171ZM182 31V30H181ZM183 31H185L184 29H183ZM4 32V31H3ZM9 32V31H8ZM16 32V31H15ZM18 32V31H17ZM87 32V31H86ZM87 32V33H88ZM133 32V31H132ZM140 32V31H139ZM138 32V33H139ZM149 32V31H148ZM6 33H7V31H6ZM12 32H10V34H11ZM35 33V32H34ZM40 33H41V31H40ZM76 33V32H75ZM74 33V34H75ZM80 33V37L78 38V35L76 36L75 35V37H77V38H75L74 36H70L69 34L68 35H65V39L63 38V36H62V38L64 39L63 41H67V43L69 44V45H72V46H75V45H77V42H80V43H82L84 40H86L87 38H88V36L87 35H90V34H87L86 35V33L85 34H82L81 32H79ZM78 32H77V34H79ZM107 33V32H106ZM120 33V32H119ZM124 33V32H123ZM160 33H162V32H160ZM198 33V32H197ZM9 34V35H10ZM28 34V33H27ZM70 34H72V33H70ZM95 34V35H96ZM103 34V33H102ZM150 34V33H149ZM152 34H153V32H152ZM156 34V33H155ZM158 34V33H157ZM0 35H3V33L2 34H0ZM9 35H8V37H9ZM13 35V34H12ZM26 35V34H25ZM42 35V34H41ZM85 35L87 36V38L85 37ZM93 35V34H92ZM143 35V34H142ZM178 36H179V32H178V34H177ZM187 35V36H188ZM30 36V35H29ZM49 36V35H48ZM54 36V35H53ZM59 36H61V35H59ZM82 36L84 37V38H86V39H84V40H82L81 38H82ZM97 36V35H96ZM96 36H94V37H96ZM146 36V35H145ZM148 36V35H147ZM177 36V37H178ZM182 36V37H183ZM191 36V35H190ZM4 37H6V34H5V36ZM11 37H13V36H11ZM11 37H9V40H10V38ZM15 37H17V35L15 36ZM22 37V36H21ZM43 37H46V36H43ZM55 37V36H54ZM169 37V36H168ZM185 37H186V35H185ZM201 36H200V38H202ZM210 37V38H209ZM2 38V37H1ZM18 38V37H17ZM23 38V37H22ZM61 38V37H60ZM61 38V39H62ZM105 38V37H104ZM103 38V39H104ZM138 38V37H137ZM155 38V37H154ZM180 38V37H179ZM187 38H190V37H187ZM198 38H199V36H198ZM202 38V39H203ZM12 39V38H11ZM21 39V38H20ZM49 39H50V36H49ZM49 39H47V41H49ZM53 39L54 38H52L51 40L53 41ZM92 39V38H91ZM99 39H100V37H99ZM112 39V38H111ZM150 39V38H149ZM157 39H159V38H157ZM181 39V38H180ZM179 39V40H180ZM191 39V38H190ZM209 39H211L210 41H209ZM1 40V39H0ZM27 40H29V39H27ZM26 40V41H27ZM44 40V39H43ZM50 40V41H51ZM55 40H57V39H54V41ZM96 40V42L98 41V37H97V39H95ZM138 40V39H137ZM182 40V39H181ZM193 40V39H192ZM192 40H190V41H192ZM200 40V39H199ZM13 41V40H12ZM62 41V42H63ZM88 41H89V38H88ZM94 41V40H93ZM99 41H101V39L99 40ZM116 41V40H115ZM184 41V40H183ZM194 41V40H193ZM198 41V40H197ZM6 42V41H5ZM87 42V41H86ZM95 41H94V43H91L94 47H98V44L96 43ZM104 42V41H103ZM106 42V41H105ZM119 42V41H118ZM189 42V41H188ZM188 42H184V43H188ZM3 43V42H2ZM9 43V42H8ZM22 43H24V42H22ZM38 43V42H37ZM48 43V42H47ZM50 43V42H49ZM53 43V42H52ZM56 43H57V41H56ZM65 42H63V43H60V44H62V45H67V43L66 44H64ZM100 44L102 43V42H99ZM145 43V42H144ZM165 43V42H164ZM7 44V43H6ZM14 44V43H13ZM27 44H28V42H27ZM26 44V45H27ZM30 44H32V43H30ZM57 44H59V43H57ZM56 44V45H57ZM90 44V45H91ZM96 44H97V46H96ZM100 44H99V46H100ZM126 44V43H125ZM147 44V43H146ZM196 44V43H195ZM3 45V44H2ZM2 45H0V46H2ZM10 45H11V43H10ZM19 45V43H17V46ZM23 45V44H22ZM21 45V46H22ZM36 45V44H35ZM44 46H45V44H43ZM55 45V46H56ZM61 45V46H62ZM86 45V44H85ZM87 45H89V44H87ZM86 45V46H87ZM88 46L89 48L90 47H92V45L91 46ZM138 45V44H137ZM141 45V44H140ZM158 45V44H157ZM165 45H167V44H165ZM192 45V44H191ZM194 45V44H193ZM4 46V45H3ZM11 46H13V45H11ZM51 46V45H50ZM63 46V47H64ZM80 46V45H79ZM85 46V47H86ZM135 46V45H134ZM144 46H146V45H144ZM154 46V45H153ZM190 46V45H189ZM196 46V45H195ZM210 46H211V48H210ZM7 48H8V45L6 46ZM10 47V46H9ZM14 47V49H8V51H11L10 53L12 54V52L13 53H16V54H12L11 56H10V53L8 54L6 51L4 52V51H2L1 50V48L4 50V48L3 47H0V61H1V63H2V61H4L5 59H8L9 57L8 56H10V58L12 59V62H14L15 61V59H16V61L18 60V62H20V63H26V62H28L29 61V59H28V57H27V61H25L26 59H25V56L24 55H22V51L20 50L19 52H17L18 51V49H20V48H18V47H16L15 45L13 46ZM27 47V46H26ZM33 47H35V46H33ZM38 47H39V45H38ZM52 47V46H51ZM76 47V46H75ZM82 47H84V44H83V46ZM102 47V46H101ZM106 47V46H105ZM123 47V46H122ZM186 47V46H185ZM194 47V46H193ZM198 47V46H197ZM23 48H25V47H23ZM36 48V47H35ZM70 48H72V47H70ZM69 48V49H70ZM77 48V47H76ZM134 48V47H133ZM135 48H137V47H135ZM140 48V47H139ZM156 48V47H155ZM195 48V47H194ZM26 49V48H25ZM29 49V48H28ZM46 49V48H45ZM62 49V48H61ZM66 49V48H65ZM82 49V48H81ZM91 50H92V48H90ZM95 49V48H94ZM111 49V48H110ZM114 49V48H113ZM191 49H192V47H191ZM197 49V48H196ZM6 50V49H5ZM14 50V51H13ZM38 50V49H37ZM44 50V49H43ZM50 50V49H49ZM49 50H48V53H49ZM85 50V49H84ZM36 51V50H35ZM54 51H56V50H54ZM76 51V50H75ZM86 51V50H85ZM195 51V50H194ZM198 51V50H197ZM30 52V51H29ZM28 52V53H29ZM44 52V51H43ZM71 52V51H70ZM95 52H96V49H95ZM105 52V51H104ZM24 53H25V51H24ZM37 53H40V52H37ZM45 53V52H44ZM62 53V52H61ZM65 53V52H64ZM103 53V52H102ZM106 53H108V52H106ZM111 53V52H110ZM145 53V52H144ZM8 54V55H7ZM31 54H36V53H31ZM50 54V53H49ZM48 54V55H49ZM55 54H56V52H55ZM141 54V53H140ZM192 54V53H191ZM7 55V56H6ZM25 55H27V54H25ZM45 55V54H44ZM60 55V54H59ZM68 55H70V53L68 54ZM94 55H95V53H94ZM147 55V54H146ZM198 55V54H197ZM28 56H30V54L28 55ZM61 56V55H60ZM100 56H101V54H100ZM133 56V55H132ZM8 57V58H7ZM17 57H21L20 59L19 58H17ZM23 57H24V59H23ZM40 57V58H39ZM53 57V56H52ZM52 57L51 58H49V59H52ZM107 57V56H106ZM197 57V56H196ZM30 58V57H29ZM35 58V57H34ZM87 58V57H86ZM93 58V57H92ZM105 58V57H104ZM129 58V57H128ZM188 58H189V56H188ZM11 59H9V61L11 60ZM31 59V58H30ZM43 59H45V61H48L47 60V56L45 55V56H43V53H40V54H38V57H37V54H36V58L33 60V59H31V60H33L36 64L35 65H38L37 63L38 62H40V61H42ZM68 59V58H67ZM82 59H84L83 57H82ZM88 59V58H87ZM125 59V58H124ZM148 59V58H147ZM14 60V61H13ZM53 60V59H52ZM55 60V59H54ZM63 60H65V59H63ZM76 60H79V59H77L76 58ZM89 60V59H88ZM108 60V59H107ZM145 60H146V57H145ZM202 60H201V62H202ZM8 60H6V61H4V63L5 62H7ZM32 61V62H33ZM44 61V62H45ZM55 61H58V60H55ZM60 61V60H59ZM81 61V60H80ZM79 61V62H80ZM99 61V60H98ZM128 61V60H127ZM150 61V60H149ZM32 62H30V64L32 63ZM34 62H33V64H34ZM51 62H53V61H51ZM67 62V61H66ZM83 62V61H82ZM85 62V61H84ZM100 62H101V60H100ZM145 62H147V61H145ZM190 62V61H189ZM0 63V64H1ZM16 63V62H15ZM19 63V64H20ZM23 63V64H24ZM45 63H47V62H45ZM7 64H9V63H7ZM10 64H12L11 63V61H10ZM18 64V63H17ZM19 64H18V66H19ZM27 64V63H26ZM29 63H28V65H30ZM33 64L32 65H30V66H32L33 67ZM43 64V63H42ZM47 64H50L49 62L47 63ZM53 64V63H52ZM79 64V63H78ZM83 64V63H82ZM86 64V63H85ZM202 64V63H201ZM200 64V65H201ZM214 64V65H213ZM3 65V64H2ZM28 65H26V66H28ZM80 65V64H79ZM211 65H213V68H211L212 66ZM21 66H23V65H21ZM20 66V67H21ZM25 66V67H26ZM24 67V68H25ZM32 67H29V68H32ZM47 67V66H46ZM3 68H5V65H4V67ZM16 68V67H15ZM35 68V67H34ZM34 68H33V70H34ZM36 68H37V66H36ZM35 68V69H36ZM197 68V67H196ZM6 69H7V67H6ZM27 69H28V67H27ZM40 69V68H39ZM44 69V68H43ZM8 70H9V68H8ZM33 70H29L28 69V72L30 73V77L29 78H27V76L28 75H26V80H28L29 79V81H27V82H30L31 83V81L30 80H32V79H30V78H32V72H34ZM37 70V69H36ZM136 70V69H135ZM1 71V70H0ZM2 71H3V69H2ZM10 71V70H9ZM138 71V70H137ZM196 71V70H195ZM26 72H27V70H26ZM39 72V71H38ZM47 72H49V71H47ZM46 72V73H47ZM53 72V71H52ZM52 72H51V74H52ZM7 73V72H6ZM5 73V74H6ZM25 73V72H24ZM45 73V74H46ZM2 74V73H1ZM9 74V73H8ZM17 74H19V73H17ZM48 74V73H47ZM7 75V74H6ZM10 75V74H9ZM22 75V74H21ZM20 75V76H21ZM23 75H25V74H23ZM39 75V74H38ZM43 75V74H42ZM53 75V74H52ZM51 75V76H52ZM129 75V74H128ZM134 75H137L136 73L134 74ZM195 75H197V74H195ZM8 76V75H7ZM40 76V75H39ZM49 76V75H48ZM137 76H139V75H137ZM194 76V75H193ZM198 76V75H197ZM226 76L227 77H232V79L231 80H233V81H231V80H229V79H227L226 78ZM1 77H3V76H1ZM35 77H37V76H35ZM222 77V78H221ZM3 78H6V76L5 77H3ZM2 78V79H3ZM8 78L9 79H11L10 78V76H8ZM13 78V77H12ZM22 78H24V77H22ZM132 78V77H131ZM134 78V77H133ZM139 78V77H138ZM1 79V80H2ZM34 79V78H33ZM39 79V78H38ZM51 79H52V77H51ZM50 79V80H51ZM55 79V78H54ZM128 79V78H127ZM201 79V80H202ZM5 80V79H4ZM6 80H7V78H6ZM50 80H48V83H49V81ZM137 80V79H136ZM135 80V81H136ZM14 81H16V80H14ZM21 81V80H20ZM24 81V80H23ZM34 81V80H33ZM36 81V80H35ZM138 81V80H137ZM4 82V81H3ZM3 82H1V84H3V87H1V85H0V141L2 142V144L4 143V142H6L5 141V139L7 140L9 137L7 136V135H9L8 134V132L11 130L12 131V129H13V126H15L14 125V121L12 122V117H11V115H8V111L6 110L7 109V107L10 105L9 104V101H11V99H13V97L14 96H12V93H13V95H14V89H12V88H14V86H16V85H14V86H12V84H11V86H12V93H11V95H10V92H9V90H8V88L7 87H5V84L3 83ZM10 82H11V80H10ZM16 82H19L18 80L16 81ZM26 82V81H25ZM47 82V81H46ZM50 82H52V81H50ZM55 82V81H54ZM198 82V81H197ZM9 83V82H8ZM12 83H13V79H12ZM22 84H23V82H21ZM34 83V82H33ZM40 83V82H39ZM48 83H47V85H48ZM10 84V83H9ZM13 84H15V83H13ZM19 84V83H18ZM25 84V83H24ZM24 84H23V86H24ZM54 84V83H53ZM52 84V85H53ZM25 85H28V84H25ZM32 85H34V84H32ZM37 85V84H36ZM46 85V86H47ZM51 85V84H50ZM51 85V86H52ZM140 87H142V85H140V84H138ZM8 86V85H7ZM18 86V85H17ZM30 86V85H29ZM28 86V87H29ZM39 86V85H38ZM139 86H138V89L140 90L141 88H139ZM19 87V86H18ZM27 87V86H26ZM25 87V88H26ZM34 87V86H33ZM33 87H32V89H33ZM37 87V86H36ZM40 87H42L41 85H40ZM47 87H49V86H47ZM6 88V89H5ZM30 88V87H29ZM143 88H144V86H143ZM200 88V87H199ZM21 89V88H20ZM32 89H29V90H31L32 91ZM138 89H137V92L139 93V95H142L143 97L145 96V95H143L144 94V90L142 91V90H140V91H138ZM33 90H36L35 89V87H34V89ZM38 90V89H37ZM20 91V90H19ZM26 91V90H25ZM142 91V92H141ZM199 91V90H198ZM246 91V92H247ZM24 92V91H23ZM29 92V91H28ZM36 92H38V91H36ZM133 92H135V91H133ZM133 92H131L132 94H133ZM136 92V94H138ZM212 92H210V93H212ZM246 92H244V94L246 93ZM249 92V93H250ZM143 93V94H142ZM146 93V92H145ZM248 93V92H247ZM246 93V94H247ZM251 93L249 94V95H251ZM43 94V93H42ZM132 94H130V96H127L128 98L129 97H131V95ZM135 94V93H134ZM147 94V93H146ZM209 94V95H208ZM245 94V95H246ZM129 95V94H128ZM207 95V96H206ZM256 95H257V93H256ZM259 95V94H258ZM17 96V95H16ZM43 96V95H42ZM204 96H206V97H204ZM212 95H210V97H211ZM253 97H254V94L252 95ZM251 96V97H252ZM12 97V98H11ZM47 97V96H46ZM132 97H133V95H132ZM139 96L137 95L136 96V98H138ZM143 97H140V98H143ZM212 97H216V96H212ZM211 97V98H212ZM18 98V97H17ZM25 98H27V97H25ZM48 98V97H47ZM134 98H135V95H134ZM145 98V97H144ZM210 98V99H211ZM219 98H221V97H219ZM230 98V97H229ZM235 98V97H234ZM241 98V97H240ZM247 98V97H246ZM249 98H250V96H249ZM261 99H262V97H260ZM259 98V99H260ZM15 99V98H14ZM12 100V101H15V100ZM20 99V98H19ZM130 99V98H129ZM217 99H218V97H217ZM231 99V98H230ZM114 100V99H113ZM131 100H132V98H131ZM136 100V99H135ZM145 100V99H144ZM213 100V99H212ZM211 100V101H212ZM62 101L63 102H66L67 101V98H66V100L64 99H62ZM62 101L60 102V103H62ZM124 101H125V99H124ZM123 101V102H124ZM128 101V100H127ZM127 101H125L126 103H127ZM203 101H204V99H203ZM209 102H207V101H205V102H207V104L209 103H212L210 100H208ZM218 101V100H217ZM226 101V100H225ZM254 101V100H253ZM262 101V100H261ZM7 104H6V103ZM20 102V101H19ZM23 102H26L27 103V101H24V98H23ZM42 102V101H41ZM46 102H48V101H46ZM50 103H52L51 101H49ZM109 102H112V101H109ZM113 102H115L116 103V105H119L121 102H119V104H117L118 103V101L116 102L115 100L113 101ZM129 102H130V100H129ZM134 102V104H135V101H133ZM220 102V101H219ZM234 102V101H233ZM240 102V101H239ZM241 102H244V101H241ZM248 102V101H247ZM3 103V104H2ZM11 103V102H10ZM45 103V102H44ZM58 103V102H57ZM68 103H69V100L67 101V105H66V107L68 106ZM108 103V102H107ZM214 103V102H213ZM213 103H212V105H213ZM222 103H224V102H222ZM221 103V105H224V104H222ZM227 103H228V105H230L229 103H231V102H228L227 101ZM261 103V102H260ZM6 104V105H5ZM36 104V103H35ZM110 104V103H109ZM122 104V103H121ZM120 104V105H121ZM134 104H132V105H134ZM137 104V103H136ZM135 104V105H136ZM147 104V103H146ZM206 104V103H205ZM206 104V105H207ZM209 104L207 105V106H209ZM234 104V103H233ZM239 104V103H238ZM241 104V103H240ZM251 104V103H250ZM25 106H26V104H24ZM36 105H38V104H36ZM46 105V104H45ZM50 106H51V104H49ZM60 104H58V106H59ZM116 105L115 104H111V105H109V108L107 109L106 108V115L104 116V115H102V114H104V113H102L101 115H99L98 117H97V119H96V123L95 122H93V124H91V123H89V116L87 115V117H89L88 118V120L87 119H85V122L86 121H88L87 122V124H89L88 126L90 127L91 125V127H93V129L95 128V130H89V131H91V132H89L88 131V129H86V127H85V131L84 132H82L83 130H82V125H84L83 123L84 122H82V125H81V127H80V125H78L79 127H77V128H79V130H80V134H82V135H84V134H87L88 132H89V134H90V137H89V135L87 134V137H85V138H88L89 139V142H88V140L86 141V140H83V138L81 139L80 137L78 138V140L79 139H81V141H86V142H88L89 144L87 145V147H85V148H87V149H92V151L94 150V149H99V147L101 146V144L102 145H104L105 144V148H106V145H107V147H108V145H109V149L111 150V147L110 146H113L112 148H114V149H112V150H115L116 149V146L118 145H116V144H114V141L116 140H114L113 138H110V137H114V136H112V135H114L115 134V136L117 137V136H120L122 133H121V130H122V128H121V120H120V122L118 123V121H119V119H120V117L118 118V116H119V114L117 113V111H119L118 109H116L117 107H116ZM124 105V104H123ZM228 105H226V103H225V106L228 108ZM248 105V104H247ZM259 105V107H258V110L259 109H264V101H262V103L261 104H258ZM15 106V105H14ZM27 106H28V104H27ZM41 106H43V104L41 105ZM54 106L55 107H53V108H56V106H57V104H56V102H55V104H54ZM61 106H63V105H61ZM84 106V105H83ZM138 106V105H137ZM205 106V105H204ZM225 106H224V108H225ZM249 106V105H248ZM254 106V105H253ZM10 108H11V106H9ZM21 107H22V105H21ZM36 107V106H35ZM49 107V106H48ZM120 107V106H119ZM118 107V108H119ZM141 107V106H140ZM234 107V106H233ZM232 107V108H233ZM237 107V106H236ZM243 107V106H242ZM242 107H240V108H242ZM25 108V107H24ZM23 107H22V110H19V113L18 114H22V116L24 115L25 116V114L28 116V112L27 111H25V109H24ZM39 108V107H38ZM65 108V107H64ZM64 108H61L60 107V109H64ZM90 108V107H89ZM123 108H125V107H123ZM128 108H130L129 106H128ZM133 108H134V106H133ZM136 108V107H135ZM141 108H144V105H143V107H141ZM140 108V109H141ZM202 108V107H201ZM208 108V110H210L209 109V107H206V109ZM211 108V107H210ZM213 108V107H212ZM211 108V109H212ZM220 108V107H219ZM231 108V107H230ZM244 108V107H243ZM242 108V109H243ZM29 109V108H28ZM35 109V108H34ZM33 109V110H34ZM59 109V108H58ZM82 109V108H81ZM84 109V108H83ZM95 109V108H94ZM121 110H122V108H120ZM131 109H132V107H131ZM137 109H139L138 107H137ZM205 109V108H204ZM214 109V108H213ZM216 109V108H215ZM235 109V108H234ZM239 109V108H238ZM241 109V110H242ZM251 109V108H250ZM253 109V108H252ZM9 110V109H8ZM30 110V109H29ZM46 110V109H45ZM51 110V109H50ZM56 110V109H55ZM55 110H53V111H55ZM89 110V109H88ZM100 110V109H99ZM124 110V109H123ZM134 110V109H133ZM132 110V111H133ZM142 110V109H141ZM202 110V109H201ZM257 110V109H256ZM11 111V110H10ZM36 111H38V110H36ZM59 111V110H58ZM81 111V110H80ZM84 111V110H83ZM102 111H104V110H102ZM102 111H100V113L102 112ZM127 111V110H126ZM130 111V110H129ZM129 111H128V113H129ZM137 111H139V110H137ZM227 111V110H226ZM252 111V110H251ZM27 112V113H26ZM39 112V111H38ZM40 112H42V111H40ZM46 112H48V111H46ZM46 112H43V114L45 113L46 114ZM56 112V111H55ZM91 112V111H90ZM109 112V113H108ZM121 112V111H120ZM238 112V111H237ZM255 112V111H254ZM13 113V112H12ZM31 113V112H30ZM89 113V112H88ZM122 113H124V112H122ZM122 113H120V114H122ZM126 113V112H125ZM207 113V112H206ZM218 113V112H217ZM11 114V113H10ZM40 114V113H39ZM42 114V115H43ZM99 114V113H98ZM228 114V113H227ZM256 114V113H255ZM262 114H264V113H262ZM83 115V114H82ZM92 115H93V112H92ZM107 115H108V117H109V119H106V117H107ZM130 115V114H129ZM135 114H133V116H134ZM30 116V115H29ZM28 116V117H29ZM80 116H81V114H80ZM91 116V115H90ZM121 116V115H120ZM127 116V115H126ZM132 116V115H131ZM132 116V117H133ZM209 116V115H208ZM16 117V116H15ZM14 117V118H15ZM31 117V116H30ZM83 117V116H82ZM86 117V118H87ZM95 117V116H94ZM123 117H125V116H123ZM136 117V116H135ZM135 117H133V118H135ZM18 118V117H17ZM25 118V117H24ZM125 118H127V117H125ZM131 118V117H130ZM209 118V117H208ZM207 118V119H208ZM76 119V118H75ZM92 119V118H91ZM122 119V118H121ZM129 119V118H128ZM212 119H214V118H212ZM253 119V118H252ZM29 120H31L32 121V119L30 118ZM81 120V119H80ZM94 120V119H93ZM215 120V119H214ZM213 120V121H214ZM34 121V120H33ZM32 121V122H33ZM77 121H79L78 119H77ZM91 121V120H90ZM132 121V120H131ZM35 122V121H34ZM80 122V121H79ZM78 122V123H79ZM124 121H122V123H123ZM126 122V121H125ZM221 122V121H220ZM229 122V121H228ZM13 123V124H12ZM75 123V122H74ZM73 123V124H74ZM33 123H31V125H32ZM76 124V123H75ZM79 124H81V122L79 123ZM86 123H85V126L87 125ZM96 124V125H95ZM126 124V123H125ZM128 124V123H127ZM11 125H12V128H11ZM31 125H29V126H31ZM34 125V124H33ZM77 125V124H76ZM124 125V124H123ZM153 125V124H152ZM211 125V124H210ZM88 126H87V128H88ZM125 126V125H124ZM124 126H122L123 127V129L124 128H126V127H124ZM127 126V125H126ZM207 126H208V124H207ZM224 126V125H223ZM32 127V126H31ZM74 127H75V125H74ZM91 127L89 128V129H91ZM129 127V126H128ZM238 127V126H237ZM15 128V127H14ZM26 128V127H25ZM29 128V127H28ZM27 128V129H28ZM137 128V127H136ZM150 128V127H149ZM18 129V128H17ZM44 129V128H43ZM46 129V128H45ZM83 129H84V127H83ZM129 129V128H128ZM133 129V128H132ZM228 129V128H227ZM78 130V131H79ZM222 130V129H221ZM242 130V129H241ZM14 131V130H13ZM24 131V130H23ZM44 131V130H43ZM42 131V136H44L47 132V130L45 131V132H43ZM75 131V134H78V131L77 130H74ZM77 131V132H76ZM88 131V132H87ZM122 131H125V129L124 130H122ZM128 131H130V130H128ZM128 131H126V132H124L125 134H127V132ZM133 131V130H132ZM134 131H135V129H134ZM140 131V130H139ZM85 132H87V133H85ZM115 132H117V133H120V134H118V135H116V133ZM136 132H137V130H136ZM214 132V131H213ZM221 132V131H220ZM239 132V131H238ZM24 133V132H23ZM31 133V132H30ZM33 133V132H32ZM43 133H45L44 135H43ZM140 133V132H139ZM27 134H29V132L27 133ZM34 134V133H33ZM48 134V133H47ZM79 134V135H80ZM124 134V135H125ZM130 134V133H129ZM225 134V133H224ZM239 134V133H238ZM241 134V133H240ZM29 135H31V134H29ZM95 135H100L99 137L98 136H95ZM123 135V134H122ZM120 136V137H123V136ZM134 135V134H133ZM132 135V136H133ZM145 135V134H144ZM144 135H143V137H144ZM222 135V134H221ZM261 135V134H260ZM262 135H264V134H262ZM41 136V135H40ZM78 136V135H77ZM86 136V135H85ZM101 136H105V140H104V138L102 137V139L101 140H104L103 142H101V140L100 141H98L97 139H100V137ZM130 136V135H129ZM136 136V135H135ZM8 137V138H7ZM24 137V136H23ZM46 137H49L48 135H45V137H42L41 138V140H43V138H45V139H47ZM51 137V136H50ZM82 137H84V136H82ZM115 137V138H116ZM120 137H118L119 139H120ZM239 137V136H238ZM245 137V136H244ZM246 137H247V135H246ZM252 137V136H251ZM257 137V136H256ZM27 139H25V138H23L22 140V142L20 143H16V144H18V146L15 144V146L17 147L16 149H18V151L15 153V155L16 156H18V159H17V157L16 158H12L13 160L14 159H17L16 160V162H15V160L13 161H11V156L9 157L8 156V154H7V156L6 157H4L2 154H3V152H2V154H0V179L1 178H3V176L5 175V182H6V184H5V182H4V180H1L0 181V184H2V182H3V184L4 185H7V187L5 188V190H7V192L8 191H10V193L12 192V191H14L12 194H8V196H10L11 197V199L12 198H14L15 197V202H16V200H17V202L16 203H14V199H13V202L12 203H14V204H8V203H11L10 202V200H8L7 201V205H5L3 202H1V201H4L5 200V198H3L2 196V198L4 199V200H2L1 199V197H0V199H1V201H0V204H1V206H0V214L2 215V213L4 214V213H7V212H5V210H6V208L7 207H9L8 208V210H6V211H10V209H11V211L12 212H15V213H12V212H10V213H12V214H15L16 216L19 214L18 213V211L21 209V207H25V206H23V204H25V202L26 201H29V200H27V198H29V196H28V194H29V190L30 189H33L34 188V190H43L44 189V187H46V189L48 188H50V187H52L51 189L52 190H57L58 191V193H59V196H57V198L55 199V200H53L54 202H56V204H54V206H56V208H55V210H58L59 212V214L60 215H62V216H64L65 218L67 217V218H70L69 220L71 221V223H72V221H74V223L75 222H77V223H79V222H81L84 226H87L88 228H89V230H88V232H87V234L85 235H83V233L81 234V233H79V235H78V237H77V241H75V242H71V244H69V243H66V244H64V243H61L60 241L61 240H58V238H60V236H58V232L60 231V226H59V224H60V222H57V220L55 219V218H57V216L58 215H56V213H57V211L55 212L53 209V212H55V213H53L50 209H47L46 207V209H43V210H40V209H38V207L36 206L35 208L32 206V205H34V204H36L35 202H33L34 204H32L31 206L35 209V210H33V208L30 210H28V211H23V213L24 212H26L23 216H22V218L21 219H19V218H17V219H19L20 221H19V223H20V225L18 224V223H16V224H18L19 225V227L21 226V224L23 225V227H22V229L21 228H19V229H21V230H19V231H17L16 233H14L15 231H13L14 229H17V228H15V227H18V226H15L14 227V229L12 230V227H11V229H8V227L6 226V223H7V225H8V220H6V218L4 217V216H8L7 214L6 215H4V216H1V218L2 217H4V218H0V264H14V262H18L19 264H40V262H42V260L44 261V263L46 264V261L45 260H47V264H63V263H66V264H72V262H70V260H67V261H63L60 257H59V255L58 254H56L55 253V251L57 252V253H59V252H66V253H68V254H79L80 255V257L81 258H84V259H86V260H83L82 262L84 263V264H129V263H131V264H166L167 263V258H170L171 257V255H172V253H174V250H175V248L177 247L176 245H177V242H178V240L176 241V240H174V242L176 243V247L174 246V250L172 249V248H170V249H172V250H170V252L169 253H171L172 251V253L171 254H169V255H166L164 252V250H166V249H168L169 250V248H166L165 249V247L163 246V245H165V244H162L164 241L166 242V245H167V241H169L170 240V238H171V234L169 235V233H171L170 232V230H169V225L167 226V225H165V223H167L166 222V219H169L170 218V216H167V214H166V216L167 217H169V218H158L157 217V221H156V219L154 218V217H152L153 215H148V213L147 212H145V216H146V213H147V217L149 216H151L152 218H154L155 220H153L152 218L151 219H147V217L146 218H144L145 216L143 215V218L145 219H143L142 220V223L143 222H145V224H141V220H139V219H141V218H139V214H142V212L140 213V211H141V209H143V207H144V209L146 208V206H148V205H146V204H144V203H148V202H152V201H154L153 200V198H155V196H156V194L155 193H157L156 192V190H159V189H157V188H159L160 187V184H164V183H161V182H163V180L161 181V182H159V180H158V178H156V177H158L157 175L155 176L154 175V173H150V171L148 172V174H136L135 173V175L133 176L132 175V177H133V179H130V181L129 180H126V178L124 177L125 175L124 174H119L118 176H116L115 175V171H114V169L116 168V164H115V168L113 169V171L115 172L112 176H110L111 174H110V165L108 166V162H107V164L106 163H101L102 161H100V166H97V164H96V167L97 168H95V167H91L90 165V163H91V161H89L88 163L90 164H88L89 166H88V170H87V165H85L86 167H84L87 171H83L84 169H82V167L84 166H81V164H84V163H79L80 162V159L78 160L77 159V161H76V159H73V157L74 156H77V155H75L74 154V156L71 158L72 159V161H73V163H71L70 161L68 162V163H71L69 166H71V170L73 171V169L75 170V173H74V171H73V173L74 174H77V175H74V177L76 176V177H78V179H80V181L79 180H76L77 178H74V179H70V177H69V179H66L65 178V180H70L71 181V183H70V181H69V184H67L68 182H64L65 180H61V179H64V178H61V177H59L60 178V180L59 179H57L56 180V176H53V173H52V176H50V174L49 175H46V176H48V177H50L49 179H48V181H51V185L49 186V187H47V184L44 186H42V182H43V180H45L44 178H45V175L44 174H46L45 173V170H44V172H41L42 170H43V167L42 166H44V163L42 162L41 164H39V163H37L36 165L38 166H36V165H34L35 164V162H34V164L32 165L33 167L35 166V170H39L37 173L35 172V170L34 171H32L33 170V167H32V170L29 172V173H31L32 174V172H34L35 173V175H31V176H33L32 178L28 175L29 173H28V170H24V172H22V173H25L26 171V175L27 176H29L30 178H31V181H33V178H35V180H34V184L35 185H33V183L31 182H27L26 181V177L24 178V179H21L20 178V175H22V173L20 172V171H22V169L23 168H21V167H25L26 165L28 166V164H26L25 166L24 165H22L23 163H24V159H26L29 155H30V152L32 151V148L30 147L31 146V143H33V142H30L31 140H30V138H29V140H28V137H26ZM52 138V137H51ZM51 138H50V140H51ZM54 138V137H53ZM76 138V137H75ZM97 138V139H96ZM118 138H117V140H118ZM232 138V137H231ZM10 139L11 138H9L8 139V141H10ZM17 139V138H16ZM21 139V138H20ZM49 139V138H48ZM121 139H124V137L123 138H121ZM126 139V138H125ZM124 139V140H125ZM136 139V138H135ZM134 139V140H135ZM138 139H139V137H138ZM141 139V138H140ZM144 139V138H143ZM238 139V138H237ZM33 140V139H32ZM36 140V139H35ZM34 140V141H35ZM57 141H58V139H56ZM113 140V141H112ZM130 140V139H129ZM128 140V141H129ZM148 140H150V139H148ZM234 140V139H233ZM12 141V140H11ZM36 141H38V140H36ZM40 141V140H39ZM43 141H45V140H43ZM47 141V140H46ZM45 141V142H46ZM81 141H79V142H81ZM113 143H112V142ZM139 141V140H138ZM145 141V140H144ZM232 141V140H231ZM252 141V140H251ZM262 141H264V140H262ZM12 142H14V140L12 141ZM17 142V141H16ZM42 141H40V144H46V143H41ZM48 142L49 141H47V144H48ZM51 142H53V141H51ZM56 142V141H55ZM59 142V141H58ZM118 142V141H117ZM127 142V141H126ZM254 142V141H253ZM257 142H259V141H257ZM38 143V142H37ZM36 143V144H37ZM78 143V142H77ZM104 143V144H103ZM128 143V142H127ZM127 143H124V144H126L127 145ZM4 144H6V143H4ZM8 144V143H7ZM12 144V143H11ZM11 144H10V146H11ZM40 144H39V146H40ZM50 144V143H49ZM57 144V143H56ZM79 144V143H78ZM229 144V143H228ZM262 144H264V143H262ZM9 145V144H8ZM51 145V144H50ZM54 144H52V146H53ZM85 145H86V143H85ZM116 145V146H115ZM120 145V144H119ZM118 145V146H119ZM129 145V144H128ZM152 145V144H151ZM0 146H1V144H0ZM14 146V145H13ZM36 146V145H35ZM39 146L37 145V147L39 148ZM81 146H82V144H81ZM98 146V147H97ZM117 146V147H118ZM123 146V145H122ZM253 146V145H252ZM33 147V146H32ZM42 148H43V146H41ZM44 147H45V145H44ZM46 147H48L47 145H46ZM45 147V148H46ZM123 147H125V146H123ZM122 147V148H123ZM127 147H129V146H127ZM132 147V146H131ZM144 147V146H143ZM153 147V146H152ZM10 148V147H9ZM13 148V147H12ZM11 148V149H12ZM35 148V147H34ZM34 148H33V150H34ZM41 148V149H42ZM58 148V147H57ZM104 148V149H105ZM108 148H106V150L108 149ZM135 148V147H134ZM147 148V147H146ZM222 148V147H221ZM251 148V147H250ZM2 149V148H1ZM41 149H39V150H36V151H40ZM54 149H55V147H54ZM82 149H84V148H82ZM101 149H103V148H101ZM120 149L121 148H119L118 149V151H117V149H116V151L114 152V153H118L119 155H120V153H119V151H120ZM148 149H149V147H148ZM47 150V149H46ZM185 150V149H184ZM14 151V149H12V152ZM42 152H44V150H41ZM89 151V150H88ZM94 151H96V150H94ZM94 151H93V153H94ZM123 150H121V152H122ZM145 151V150H144ZM143 151V152H144ZM1 152V151H0ZM33 152V151H32ZM57 152V151H56ZM55 152V153H56ZM59 152V151H58ZM110 152V151H109ZM124 152L125 151H123V153H122V158H121V156H120V158L121 159H119V160H122V159H126L125 157L126 156H123V155H127V154H129L128 153V151H127V154H124ZM131 152V151H130ZM147 152V151H146ZM254 152V151H253ZM6 153V152H5ZM19 153V154H18ZM35 154H38L37 156H39L40 155V152H34ZM92 153V152H91ZM98 153V152H97ZM141 153V152H140ZM256 153V152H255ZM33 154V153H32ZM32 154H31V156H32ZM60 153H58V155H59ZM73 154V153H72ZM95 154V153H94ZM93 154V155H94ZM99 154V153H98ZM101 154V153H100ZM132 154V153H131ZM142 154V153H141ZM145 154V153H144ZM148 154V153H147ZM259 154H261V153H259ZM3 157H2V156ZM11 155V154H10ZM12 155H14L13 153H12ZM41 155H43L42 153H41ZM41 155H40V157H41ZM97 155V154H96ZM117 155V154H116ZM119 155H118V157H119ZM134 155V154H133ZM234 155V154H233ZM248 155V154H247ZM262 155V154H261ZM34 156V155H33ZM60 156H62V155H60ZM59 156V157H60ZM72 156V155H71ZM95 156V155H94ZM136 156H138V155H136ZM154 156V155H153ZM243 156V155H242ZM253 156V155H252ZM9 159H8V158ZM36 157V156H35ZM44 157V156H43ZM78 157V156H77ZM103 157V156H102ZM115 157V156H114ZM113 157V158H114ZM124 157V158H123ZM130 157H132V156H130ZM135 157V156H134ZM143 157V156H142ZM152 157V156H151ZM251 157V156H250ZM257 157V156H256ZM30 159H31V157H29ZM33 158V157H32ZM62 158V157H61ZM65 158V157H64ZM105 158V157H104ZM116 158V157H115ZM136 158V157H135ZM134 158V159H135ZM8 159V160H7ZM29 159V160H30ZM35 159H39V158H35ZM34 159V160H35ZM44 159V158H43ZM65 159H67V158H65ZM85 159V158H84ZM95 159V158H94ZM111 159V158H110ZM128 159V158H127ZM133 159V160H134ZM170 159V158H169ZM239 159V158H238ZM245 159V158H244ZM55 160V159H54ZM56 160H57V158H56ZM54 161V164H56L57 166H59V165H61L60 164V162L59 161ZM61 160V159H60ZM101 160H103V159H101ZM133 160H131L130 159V161H133ZM143 160H144V158H143ZM250 160V159H249ZM22 161H23V163H22ZM31 161H33V160H31ZM36 161V160H35ZM38 161V160H37ZM36 161V162H37ZM39 161L41 162L42 160H40L39 159ZM38 161V162H39ZM83 161V159H81V162ZM105 161V160H104ZM107 161V160H106ZM105 161V162H106ZM126 161H128V160H126ZM125 161V162H126ZM129 161V162H130ZM146 161V160H145ZM161 161V160H160ZM27 162V161H26ZM25 162V163H26ZM63 162V161H62ZM84 162H85V160H84ZM93 162V161H92ZM97 162V161H96ZM99 162V161H98ZM97 162V163H98ZM113 162H115V161H113ZM124 162V163H125ZM143 162V161H142ZM150 162H151V160H150ZM154 162V161H153ZM172 162H173V160H172ZM4 163H5V165L7 164V166H5L4 165ZM65 163V162H64ZM68 163H67V165H68ZM110 163H112L111 161H110ZM115 163H117V161L115 162ZM124 163L122 164V161H121V165H123L124 166ZM131 163H133V162H131ZM140 163H141V159H140ZM156 163V162H155ZM170 163V162H169ZM246 163V162H245ZM258 163V162H257ZM32 164V163H31ZM39 164V165H38ZM95 164V163H94ZM99 164V163H98ZM127 164V162L125 163V165ZM134 164V163H133ZM143 164V163H142ZM151 164V163H150ZM250 164V163H249ZM30 165V164H29ZM56 165L54 166V167H56ZM65 165V164H64ZM118 165V164H117ZM128 166H129V164H127ZM137 165V164H136ZM141 165V164H140ZM144 165H145V163H144ZM152 165H154V163L152 164ZM162 165V164H161ZM256 165V164H255ZM258 165V164H257ZM26 166V167H27ZM61 166H63V165H61ZM72 166H73V169H72ZM118 166H120V165H118ZM122 166V167H123ZM127 166V167H128ZM135 165H133V167H134ZM138 166H139V164H138ZM142 166V165H141ZM145 166H148V165H145ZM167 166V165H166ZM247 166V165H246ZM5 167V168H4ZM36 167H37V169H36ZM111 167H113L112 165H111ZM121 167V169L120 170H118L117 168V170L118 171H121L122 169H124L125 168V170L127 169L125 166L122 168ZM132 167V166H131ZM131 167H130V169H131ZM137 167V166H136ZM254 167V166H253ZM257 167H259V166H257ZM29 168V170H30V168H31V166H29V167H27V168H25V169H28ZM57 168V167H56ZM59 168V167H58ZM57 168V169H58ZM63 168V167H62ZM135 168V167H134ZM138 168V167H137ZM140 168H142V167H140ZM160 168V167H159ZM176 168H177V166H176ZM175 167H174V170L176 169ZM179 168V167H178ZM7 169V170H6ZM60 169V168H59ZM64 169V168H63ZM81 169V171L82 172H86V174L88 173L89 175H86L85 174V176H88L87 177V179L86 180H88V178H90V180L89 181H91V182H89V181H86V180H84L86 177L84 176L83 178L84 179H82V181H81V176L82 175H80V177H79V174H83L82 172L80 173V170ZM115 169V170H116ZM136 169V168H135ZM134 169V170H135ZM156 169V168H155ZM169 169V168H168ZM167 169V170H168ZM172 169V168H171ZM242 169V168H241ZM261 169V168H260ZM68 170H70V168L68 167ZM129 170V169H128ZM137 170V169H136ZM141 170V169H140ZM147 170V169H146ZM149 170H151V169H149ZM154 170V169H153ZM153 170H152V172H153ZM164 170V169H163ZM251 170V169H250ZM112 171V172H113ZM131 171V170H130ZM155 171V170H154ZM180 171V170H179ZM253 171H254V169H253ZM259 171V170H258ZM4 172H6V173H4ZM21 174H20V173ZM57 172H62V170L61 171H57ZM122 172H123V170H122ZM138 172V171H137ZM141 172V171H140ZM172 172V171H171ZM174 172V171H173ZM244 172V171H243ZM248 172V171H247ZM252 172V171H251ZM262 172V171H261ZM261 172H259V173H261ZM43 173V174H42ZM50 173V172H49ZM65 173H67V172H65ZM64 173V174H65ZM69 173H71V172H69ZM72 173V174H73ZM79 173V174H78ZM117 173H119V172H117ZM125 173V172H124ZM245 173V172H244ZM256 173V172H255ZM20 174V175H19ZM48 174V173H47ZM55 174V173H54ZM58 174V173H57ZM61 174V173H60ZM63 173H62V175H64ZM110 174V175H109ZM157 174V173H156ZM176 174V173H175ZM66 175V174H65ZM160 176H162L161 174H159ZM163 175H164V173H163ZM179 175H181V174H179ZM6 176H7V178H6ZM25 175H23L22 177H24ZM35 176V177H34ZM58 176H61V175H57V177ZM67 176V175H66ZM71 176V175H70ZM90 176V177H89ZM114 176H116V177H114ZM127 176H129L128 174H127ZM160 176H159V179H160ZM177 176V175H176ZM227 176V175H226ZM229 176V175H228ZM47 177V178H48ZM72 177H73V175H72ZM130 177V176H129ZM167 177V176H166ZM166 177H165V181L164 182H166ZM171 177V176H170ZM175 177V176H174ZM178 177V176H177ZM221 177V176H220ZM224 177V176H223ZM246 177V176H245ZM255 177V176H254ZM28 178V177H27ZM169 178V177H168ZM251 178V177H250ZM29 179V178H28ZM128 179V178H127ZM162 179V178H161ZM177 179V178H176ZM249 179V178H248ZM252 179V178H251ZM22 180H24V181H22ZM72 180H74L75 181V183L73 182L72 183ZM169 180V179H168ZM256 180V179H255ZM63 183H62V182ZM181 181V180H180ZM247 181V180H246ZM254 181V180H253ZM44 182H46V181H44ZM227 182H229V181H227ZM234 182V181H233ZM50 183V182H49ZM160 183V184H159ZM176 183V182H175ZM178 183V182H177ZM176 183V184H177ZM230 183V182H229ZM237 183V182H236ZM239 183H241L242 184V182H239ZM246 182H244L243 184H245ZM249 183H251V182H249ZM260 183V182H259ZM3 184L1 185L2 186V188H3ZM31 186H33V188H31V187H29L30 185ZM45 184V183H44ZM174 184V183H173ZM171 185V186H169V187H172V186H174V185ZM221 184V183H220ZM232 184V183H231ZM164 185H166V184H164ZM250 185H251V187H250ZM249 185V190H250V188H251V190H253V191H251V198H250V201L253 203V205H259L260 203L262 204V200H264V193H261L262 192V189H264V185H262V183H260V185L258 186L257 185V182L256 181H254V182H252L251 184ZM90 186H92V187H90ZM163 186V185H162ZM161 186V187H162ZM176 186V185H175ZM184 186H186V185H184ZM233 186V185H232ZM241 187H242V185H240ZM240 186H239V188H240ZM246 186V185H245ZM262 186V187H261ZM5 187V186H4ZM93 187L95 188V191H96V193H91L92 191L91 190H94L93 189ZM169 187H167V188H169ZM238 187V186H237ZM261 187V188H260ZM164 188H165V186H164ZM179 188H180V186H179ZM178 188V189H179ZM185 188V187H184ZM188 188V187H187ZM214 188V187H213ZM217 188V187H216ZM229 188V187H228ZM238 188V189H239ZM247 188V187H246ZM50 189V190H51ZM235 189V188H234ZM237 189V188H236ZM12 190V191H11ZM45 190V189H44ZM166 190V189H165ZM168 190V189H167ZM172 190L173 189H170V192L172 193ZM182 190V188L180 189V191ZM240 190V189H239ZM243 190V189H242ZM244 190H247V189H244ZM261 190V191H260ZM2 191V190H1ZM4 191V190H3ZM160 191V190H159ZM169 191V190H168ZM32 192H34V191H32ZM32 192H31V194H32ZM36 192V191H35ZM37 192H39V191H37ZM36 192V193H37ZM175 192V191H174ZM174 192H173V194H174ZM222 192V191H221ZM1 193V192H0ZM159 193H161V192H158L157 193V200H158V195H159ZM162 193H164L165 194V191L164 192H162ZM161 193V194H162ZM168 193V192H167ZM166 193V194H167ZM180 193V192H179ZM128 194L131 196V199H133L132 200V202H134V204L138 201V205H139V207H142V205L144 204V206L138 211V209H139V207H138V209L136 210V211H138V217H137V219L135 218V216L137 215V213H135V207H136V205H135V207H134V210L133 209H129V207H128V205L130 206V204L132 205L133 203H130L131 202V199H129L130 200V202H129V204H127V206H126V202H128V201H126L125 203L123 202L122 203V200L123 199H125L124 197L125 196H128ZM165 194V195H166ZM223 194V193H222ZM153 195V196H152ZM155 195V196H154ZM163 195V194H162ZM169 195H171L170 193H169ZM169 195L167 194V196H164L163 198H165V197H167V199L165 198V200L167 201L168 200V202H171L170 200H169ZM176 195V194H175ZM220 195V194H219ZM224 195V194H223ZM226 195V194H225ZM8 196H6V199H10V197H8ZM28 196V197H27ZM150 196H152V197H150ZM180 196V195H179ZM222 196V195H221ZM129 197V196H128ZM150 197V199L149 200H152V201H148L146 198H149ZM161 197V196H160ZM172 197H174L173 195H171L170 196V198L172 199ZM183 197V196H182ZM181 197V198H182ZM224 197V196H223ZM226 197V196H225ZM33 198V197H32ZM32 198H31V201H32ZM35 198V197H34ZM180 198V199H181ZM220 198V197H219ZM30 199V198H29ZM72 199H74V201L72 200ZM160 199V198H159ZM177 199H179L178 197H177ZM177 199H172L173 201L174 200H177ZM223 199V198H222ZM228 198H226V200H227ZM127 200V199H126ZM147 200V201H146ZM165 200H163L162 199V202H164ZM202 200V199H201ZM216 200V199H215ZM219 200H221V199H219ZM224 200H225V198H224ZM224 200H222V201H224ZM31 201H30V203H31ZM72 201H73V206H71V203H72ZM161 201V200H160ZM183 201V200H182ZM182 201H181V203H182ZM188 201V200H187ZM228 201H229V203H230V200H227V202L226 203H223L222 202V204H224V205H226V204H228L229 205V203H228ZM233 201V200H232ZM24 202V203H23ZM155 202V201H154ZM153 202V203H154ZM175 202V201H174ZM184 202H185V200H184ZM203 202V201H202ZM202 202H201V204H202ZM213 202H214V200H213ZM217 202V207L218 206H220L219 204L220 203H218L219 201H216ZM216 202L215 203H212L211 202V205H207V204H209L208 202L207 203H205L204 204V206H205V211L204 212H201L202 213V215L204 216V214L203 213H208L209 214V212H206L207 210L209 211L211 208H213V207H215V206H213V205H215L216 204ZM52 203V202H51ZM70 203V204H69ZM149 203V204H150ZM152 203V205L153 206H156L157 204H153ZM159 203V202H158ZM165 203V202H164ZM167 203V202H166ZM165 203V204H166ZM176 203H177V201H176ZM186 203V202H185ZM188 203V202H187ZM186 203V204H187ZM232 203V202H231ZM230 203V204H231ZM234 203V202H233ZM165 204H164V206H165ZM172 204V203H171ZM213 204V205H212ZM221 204V205H222ZM235 204V203H234ZM20 205H22V206H20ZM37 205V204H36ZM141 205V206H140ZM146 205V206H145ZM161 205V202L159 203V205H157V206H160ZM173 205V204H172ZM176 205V204H175ZM203 205V204H202ZM233 205V204H232ZM235 205H237V204H235ZM235 205H233L234 207H235ZM27 206H29L30 207V205H27ZM35 206V205H34ZM52 206V205H51ZM58 206V207H57ZM162 206V205H161ZM169 206H170V204H169ZM180 206V210L178 209V211H180L179 213H181L182 215L184 214V212L182 213V211H184V206H183V209H182V205H178V207ZM188 206V205H187ZM227 206V205H226ZM238 206V205H237ZM50 207V206H49ZM53 207V206H52ZM132 206H130V208H131ZM177 207V206H176ZM177 207V208H178ZM223 207V206H222ZM256 207H259V206H256ZM262 207V206H261ZM40 208V207H39ZM58 208V209H57ZM133 208V207H132ZM157 208V207H156ZM159 208H161V207H159ZM164 208V207H163ZM168 208L169 207H167V209H166V211H167V213H168ZM172 208V207H171ZM177 208H176V211H177ZM202 208H203V206H202ZM221 208V207H220ZM229 208H231L230 206H229ZM238 208H240V209H242L241 207H235V208H232V211L233 212H235L234 210L236 209L237 210V212L238 213H236L235 212V214L233 213V215L232 214H230V213H232V212H230L229 214L230 215H232L233 217H234V219H235V221H237V223H238V225H241L242 223H243V221H244V223H243V225L245 224H247L246 226L247 227H249L248 225L250 224V227L252 226L251 225V223L250 222H248V220L249 219H251L252 218V216L250 215V213L248 214V212L249 211H246V210H244L243 211V213H242V210H238ZM26 209V208H25ZM144 209H143V213H144ZM153 209V208H152ZM151 209V210H152ZM158 209V208H157ZM217 210H218V208H216ZM234 209V210H233ZM261 210V213L262 214H264V209H262V208H260ZM24 210V209H23ZM132 210L134 211L133 213H135V214H133L132 213ZM154 210V209H153ZM156 210V209H155ZM165 210V209H164ZM172 210H173V208H172ZM174 210H175V208H174ZM215 210V209H214ZM52 213H51V212ZM145 211H149L148 210V208H146V210ZM158 210H156V212H157ZM160 211V210H159ZM158 211V213H160ZM203 211V210H202ZM16 212H17V214H16ZM21 212V211H20ZM86 212H88V215H87V213ZM151 212V211H150ZM153 212H155V211H153ZM163 214H165L164 213V211H161ZM175 212V211H174ZM216 212V211H215ZM38 213V214H37ZM161 213V214H162ZM172 213V212H171ZM179 213L178 212H176V214L178 215V216H181V214L179 215ZM212 213H214V212H212ZM244 213H246L247 215H249L250 217H247V218H245L246 220H244V218L243 217H246V216H242ZM96 214V215H95ZM100 214H104L105 216H106V214L109 216V217H107L108 219L109 218H112L110 221H112L111 223H109V222H107L108 220L106 219V217L104 218V220H106V223H107V225H110V227L108 228V226L107 225H103V222H104V224H105V221H103L102 220V218H100L99 216H100ZM152 214H154V213H152ZM161 214H160V216H161ZM20 215V217H21V214H19ZM19 215H18V217H19ZM36 215H38V220H36V218H37V216ZM56 216V217H54V219H53V217L52 216ZM154 215H156L157 216V213L156 214H154ZM169 215V214H168ZM172 215H174V214H171V216ZM185 215V214H184ZM184 215L183 216H181V217H184ZM188 215V214H187ZM198 216H196L195 217V215H194V223H190V226L192 225V224H194V225H192L193 227H197L196 228V230L198 229V226L200 227L201 226V224L203 225V227L200 229V230H202L204 227H208L209 229H211L210 231H209V229L207 230V233H208V231H209V233L208 234H211V237H212V234L213 235H216L217 237H219V234L220 235H223L222 237L223 238H225L224 240H226L227 242L230 240V242H229V244L230 245H232L231 244V242H233L234 244L236 243V241H237V234H235L237 231H239L238 229H240V227L242 226H238L236 229V231H234V234H235V236H232V235H230V232H229V234H228V230L225 232V227L224 226H222L223 228H221V229H224V230H220V231H215V229L214 228H216V226L214 227V226H212V228L206 223V222H208V220H206V222L205 221H203V219L205 218V217H203V218H201L202 217V215L199 217V215L200 214H197ZM230 215H229V217H230ZM13 216V215H12ZM33 216H36V218L34 219L33 218ZM142 216V215H141ZM155 216V217H156ZM159 216V217H160ZM165 216V215H164ZM104 217V216H103ZM176 217V215L174 216V218ZM233 217H231L232 219H233ZM10 218V217H9ZM12 218V217H11ZM115 218H118V219H116L115 220ZM173 218V217H172ZM173 218V220H174V222H176L175 221V219ZM207 218V217H206ZM7 219H8V217H7ZM14 219V218H13ZM16 219V218H15ZM101 219V220H100ZM159 219V220H158ZM189 219V218H188ZM187 219V220H188ZM229 220H231V221H233V222H229L230 224L231 223H234L235 221H234V219L232 220V219H230V218H228ZM64 220V219H63ZM62 220V221H63ZM117 220H119V221H117ZM136 220L138 221L139 220V224H138V222H137V224H135L136 223ZM170 220H172V219H170ZM169 220V221H170ZM252 220V222H253V219H251ZM9 221H12V219H9ZM39 221V222H38ZM59 221V220H58ZM65 221H68V220H66L65 219ZM102 221V222H101ZM134 221H135V223H134ZM213 221V220H212ZM245 221H247V222H245ZM16 222H17V220H16ZM174 222L172 223H170V227L173 229V227H172V224H174ZM178 222H179V220H178ZM178 222H177V224L175 225H173L174 227H176V226H178V228H180L179 227V225H180V223H179V225H178ZM180 222H186V220L184 221H180ZM12 223V222H11ZM11 223L9 222V225H11ZM59 223V224H58ZM74 223H72V224H74ZM109 223V224H108ZM209 223L211 224V225H213L210 221H209ZM184 224V223H183ZM229 224V225H230ZM235 224H236V222H235ZM235 224H233V225H235ZM253 224H254V222H253ZM258 224V223H257ZM182 225V224H181ZM180 225V226H181ZM184 225H186V224H184ZM228 225V224H227ZM232 225V224H231ZM244 225V227H246ZM12 226V225H11ZM103 226H104V228L105 227H107L108 229H106V230H109L110 229V233L108 234V231H107V234H106V232H105V234L104 235H102L103 233H99L102 229L101 228H103ZM183 226V225H182ZM181 226V227H182ZM188 226V225H187ZM187 226H184V227H187ZM220 226V225H219ZM237 226V225H236ZM256 225H254V227H255ZM10 227V226H9ZM189 227V226H188ZM230 227V226H229ZM259 227H260V225H259ZM258 227V228H259ZM71 228H72V226H71ZM183 228V227H182ZM181 228V229H182ZM217 228H218V225H217ZM219 228V229H220ZM228 228V227H227ZM177 229V228H176ZM184 229H189V228H184ZM183 229V230H184ZM195 229V228H194ZM230 229V228H229ZM242 229V228H241ZM247 229V228H246ZM262 229V228H261ZM85 230H86V228H85ZM174 230H175V228H174ZM180 230V229H179ZM193 230V229H192ZM196 230L194 231V232H196ZM204 230H206L205 228H204ZM233 230V228H232V226H231V231ZM244 231H245V229H243ZM253 230V229H252ZM258 230V229H257ZM189 230H187V231H185V233L186 232H188ZM191 231V230H190ZM191 232V236H193V234L192 233H194V232ZM250 231H251V229H250ZM249 231V232H250ZM254 231V230H253ZM255 231H256V229H255ZM254 231V232H255ZM260 231V230H259ZM259 231H256L257 233L256 234H258V232ZM55 232H56V234H55ZM173 232V231H172ZM180 232V231H179ZM184 232V231H183ZM182 232V233H183ZM198 232H199V229H198ZM203 232V231H202ZM201 232V233H202ZM241 232V231H240ZM61 233V232H60ZM190 233V232H189ZM189 233H188V235H189ZM253 233V232H252ZM260 233V232H259ZM34 236H33V235ZM130 234H131V236H130ZM178 234H180V233H178ZM184 234V233H183ZM203 234H206V232L205 233H203ZM240 234V233H239ZM242 234V233H241ZM254 234V233H253ZM31 235H32V237H35L36 235H37V237L34 239V241H32L31 239H33L32 237H31ZM57 235V236H56ZM60 235V234H59ZM100 235V236H99ZM174 236H172V238H174L175 237V234H173ZM187 234H185V236H186ZM194 235L195 236H193L194 238L196 237V242L195 243H197L198 241L200 242V241H202V242H204V238L206 237H201V238H203V239H198V237H199V235H201V234H199L198 235V233H197V235L194 233ZM29 236H30V238H29ZM127 237L128 236V238H127V242H126V240H124L123 239V237ZM168 236H170V238H168ZM191 236H187V237H190L191 238ZM198 236V237H197ZM204 236V235H203ZM216 236H214L215 238H216ZM240 236V235H239ZM252 236V235H251ZM258 236H259V234H258ZM62 237V236H61ZM94 237H95V239H94ZM178 238H181V237H179V236H177ZM187 237L185 238V239H187ZM192 237V238H193ZM209 237V236H208ZM214 237H212V238H214ZM232 237V238H231ZM253 237H254V235H253ZM260 237V236H259ZM262 237H264V235H262ZM30 239V241L32 242V243H30V241L29 240H27V239ZM169 239V240H165V239ZM211 238V239H212ZM221 238V237H220ZM175 239H176V237H175ZM257 239V241H259L258 240V238H256ZM256 239H255V241H256ZM125 242H124V241ZM192 240H195V239H192ZM254 240V239H253ZM163 241V242H162ZM187 241H189V240H187ZM187 241H185V243L184 244H186L187 243ZM238 241H239V239H238ZM261 241V240H260ZM27 242H29V244L30 245H26V244H28ZM164 242V243H165ZM174 242H173V244H174ZM183 242V241H182ZM190 242H191V240H190ZM189 242V243H190ZM193 242V241H192ZM202 242H200L201 244H203ZM221 242V241H220ZM262 242H264V240H262ZM26 243V244H25ZM170 243V242H169ZM178 243H180V242H178ZM189 243H187V244H189ZM194 243V242H193ZM192 243V244H193ZM194 243V244H195ZM224 243H226L225 241H224ZM238 243V242H237ZM259 242H257V244H258ZM7 244H9V247L7 246ZM193 244V245H194ZM198 244V243H197ZM197 244H196V246H197ZM244 244V243H243ZM242 244V245H243ZM262 244H264V243H262ZM261 244V245H262ZM164 247V249H161V248H163L162 246ZM170 245V244H169ZM179 245V244H178ZM180 245H181V243H180ZM179 245V246H180ZM205 245H206V243H205ZM224 244H222V245H219V246H217V245H215V248H216V251H217V257H219V255L221 254V256H222V254L224 253L225 254V252L228 250L227 248H225L224 246H223ZM229 245V246H230ZM236 245V244H235ZM247 245V244H246ZM256 245V244H255ZM259 245V247H260V244H258ZM5 246H7V247H5ZM168 246V245H167ZM173 246V245H172ZM195 246V247H196ZM200 246V249H202V246L201 245H199ZM198 246V247H199ZM253 246V245H252ZM252 246H250V249H251V247ZM262 246H264V245H262ZM3 247H4V249H5V253H3L4 251V249H3ZM169 247V246H168ZM181 247V246H180ZM182 247H183V245H182ZM181 247V248H182ZM186 247H188L187 249H189L190 250V248H189V246H187L186 245ZM204 247V246H203ZM213 247V246H212ZM231 247V246H230ZM244 251H245V254H248V257L244 260V261H246L247 263H245V264H262V262H264V261H262V260H264V259H261L260 258V255L258 254V253H254L253 252V254L251 253L252 251H253V249H252V251H248V250H246V246H245V244H244ZM254 247V246H253ZM256 247H257V245H256ZM255 247V248H256ZM183 248H185V245H184V247ZM182 248V249H183ZM211 248V247H210ZM177 249V248H176ZM186 249V251L188 252V253H186L187 255H186V257H187V260L188 261H186L188 264H207L206 263V261H207V259L205 260L204 259V256H202L201 254H198V251H197V247H196V249H193V250H191L190 252H189V250H187ZM199 249V248H198ZM231 249V248H230ZM258 248H256L255 250H257ZM261 249V247L257 250V252H259V251H261L260 250ZM107 250L108 251H110L109 253H110V255L111 256H113L114 258H111V256L109 255V258H104L107 254H103L104 256L102 257V261L101 260H99V258H98V260H94V259H88V258H86V257H89V254H91L90 256H93L92 255V253L94 254L95 252H96V254L97 255H99V254H102V253H105V251L107 252ZM163 250V251H162ZM168 250L166 251V252H168ZM203 250V249H202ZM205 250V249H204ZM215 250V249H214ZM177 251V250H176ZM179 251V250H178ZM181 251V250H180ZM184 251V250H183ZM185 251V252H186ZM201 251V250H200ZM232 252L231 250H228V252ZM248 251V252H247ZM262 251H264V250H262ZM229 252V253H230ZM176 253V252H175ZM178 253V252H177ZM215 254V253H214ZM233 254V253H232ZM44 256V257H43ZM75 256V255H74ZM100 256V255H99ZM102 256V255H101ZM173 256H176V255H173ZM220 256V257H221ZM224 256V255H223ZM225 256H229V254H227V255H225ZM224 256V257H225ZM235 256V255H234ZM242 256V255H241ZM240 256V257H241ZM106 257H108V256H106ZM243 257H245V256H243ZM45 258H47V259H44ZM90 258V257H89ZM92 258V257H91ZM93 258H97V257H93ZM103 258H104V260H103ZM173 258V257H172ZM171 258V259H172ZM205 258H206V256H205ZM213 259H210V260H214L215 261V263H217V262H219L218 260V258H215V257H212ZM229 258V257H228ZM230 258H231V256H230ZM128 259H129V261H131V262H129L128 261ZM217 261H216V260ZM221 259V258H220ZM227 259V258H226ZM94 260V261H93ZM128 261V263H126L127 261ZM233 259H231V261H232ZM212 261H211V263H212ZM214 261H213V263L212 264H214ZM262 261V262H261ZM210 262V261H209ZM208 262V263H209ZM233 262V261H232ZM83 263H81V264H83ZM220 263V262H219ZM218 263V264H219ZM41 264H43V263H41ZM168 264H170V262H168ZM221 264V263H220Z\"/></svg>", "mask_w": 264, "mask_h": 264}]
</instances>
